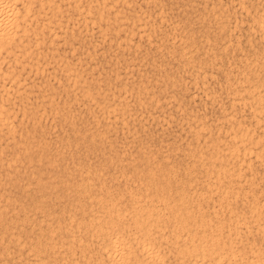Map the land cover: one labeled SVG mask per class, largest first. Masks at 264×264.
Here are the masks:
<instances>
[{
	"label": "rangeland",
	"instance_id": "obj_1",
	"mask_svg": "<svg viewBox=\"0 0 264 264\" xmlns=\"http://www.w3.org/2000/svg\"><path fill=\"white\" fill-rule=\"evenodd\" d=\"M82 1H85V0H81V1L80 0H66V1L55 0V5H57V6H55L54 8H51V7H47L46 5H43L42 7H45L43 9H42V7L36 8L37 5L32 4L30 7V11L28 13V15H29L28 19H30V21L27 20L23 24V27L25 28V30L22 32L20 29V32L17 31L16 32L17 35L15 34L16 38H15L13 45L11 46V49H13L12 51L13 52L15 51L14 52L15 55H13V52H9V51L4 52V53L0 52V54H1L0 55V57H1L0 58V64H1L0 65V77H1L0 78V82H1L0 83V89H1L0 90V102H1L0 104L2 105V109L4 110V113H5V110H7L6 114H4L7 116V117L5 116L4 121L8 122L9 124L13 122L12 124H10L12 129L9 130L6 127V125L3 124L4 123L3 119L0 120V194H1V196H0V215H1L0 216V225L5 219V222L2 223L3 228H2V226H0V228H2L0 230V260H1L0 264H1V262H2V264H5V263L6 264H19V263L20 264H32V263H34L33 260L37 259V257H41L42 259L37 261L35 264H53V263L54 264H58V263L59 264H81V263L82 264H93V263L96 264L97 262H98L97 264H107L106 256L104 254H102V252H100V250H98L99 248L97 246V242L95 241V240H97V238H96L97 235L94 233H91V229H90L89 225L86 226L87 227L86 228L87 230L85 229L86 232H84L85 230L83 231V229L78 230L79 232L81 231L80 233L78 231H76V227H73V226H72V230H70L68 227L62 228V226L64 224H65V226H68L69 222L71 224H74L75 223L74 221L77 218H80L81 216L85 217L87 210L86 211L84 210L82 212L81 209L78 208L79 207L78 197L81 199L82 195L84 196L85 194L91 192L93 189L96 190V188H99L100 186L98 184H96V182L99 183L101 181H104V183L106 185H108L110 183H113L116 185V182H117V184H118L117 187L119 188L118 191L123 190L122 191L123 194L119 196L120 197L119 199L121 202L120 205H124L121 207H123L126 212H127L126 209H129L128 194H130V193L127 192L128 189H129V191L136 193V195H135V193H134V195H135L137 200L140 199V201H141V198L145 197L142 200L143 203L146 202V200L148 201V199H151L154 204L158 205L157 208L160 209V211H158V214H159V212H160V214L162 213L161 209L163 208V213H165V214L163 215V213H162V217L163 218L165 217V218L163 219L160 216L159 222L157 224L158 229H157L156 225H154V226L150 225V227L152 229L149 227L150 230H152V231H150L151 233L152 232L155 233L157 231V233L155 234L156 236H158L157 239H159L160 238L159 236L162 235L164 232L165 233L163 234L164 236L162 235V238L164 237L167 240L169 237H171L167 240V242L164 238L163 239L160 238L161 243H160L159 247L161 249L158 248V250L159 249L161 250V252H162L161 256L164 259V261H162V259H161V261H162L161 264H165V263L166 264H175V263L177 264L178 263L177 255L175 254V252L173 255L174 250H173L172 246L175 244L174 242H176V241H177L176 243L179 244V242L181 241L180 237L184 236V233H185V231L183 232L184 229H181L182 230L181 231L180 228L177 227V224H178V222L182 216V215H180V213L182 214V212H183V211L180 212L181 208H183L185 206H187V209H189L188 213L191 210V213H189V214H191V215L194 214V217H197L199 213L206 216L205 217L206 221L202 225V227L204 226L203 228H205V231H207L206 233H208L209 230L211 231L212 229H215V226H216L217 229L221 230L223 235H224L225 233H227L228 226H232L235 224V221H233L232 219L229 218L230 214H232V215L238 214L240 217L246 215L247 225L244 222H242V220H239L236 223V225H238L237 230L239 228L240 232H238L236 234V236L233 237V239L236 238L235 240H231L233 243V246L239 248L240 250L241 249L246 250L245 246L247 245V242H248V244L255 245L257 248L264 249V236H262L264 234V229L256 227V224L258 223V221L264 224V214H263L264 213V154H263L264 153V147H263V152H261V154H260V157H258V156L255 157L254 152H251V154H250V152H247L245 154L241 153V156L245 157V159L248 160V163L247 162L245 163L242 161L241 162L234 161L235 157H233V159L227 157L229 155L227 152H225V155L224 154L221 155L220 154V147L217 150V153H218L217 158H215V159L212 158V161H213L212 164L214 166L207 164V162L209 160L206 158L209 156L211 148L214 145L220 146L219 144H222L227 139L226 134L228 133L230 120H231V122L232 121H236V122L239 121L244 126L247 125L246 127L251 131L252 135L254 134V136H258L260 139V143H262L264 146V133L262 131V130H264L263 129L264 122L262 123L260 121L257 122L256 120H254V118L250 114V109L247 106H245L244 103H241V102L239 103V101L231 100L233 93L228 88V87H230V89H231L233 86L238 87L239 84L243 83L242 81L238 82L235 79H237V77L240 76V74H241V73L239 74L240 70H242V71L245 70V66L248 65V63H250V64L248 65L249 67L248 66L247 67L251 68L250 66H251L252 62L253 63L256 62V64L253 67L259 69V70H257L259 73H257V71H256L257 75L258 74L260 75V73H262V70H264V36L262 35L263 32L259 29L248 28V24L250 23V21H248V17H250V14L246 13L247 10H249V12L251 10V13H252L253 9H257V8L258 9H264V4H263L264 0H247L248 4H247V1L244 0L245 2H244L243 6L238 4V0H231V1L225 0V1H227V3L224 0H216L215 2L213 0H195V2H193V0H158V1L155 0V2H152L151 0H124V1L120 0V1H118L119 3L118 2L116 3L115 7H114V5L112 7L111 4L110 5L109 4L104 5V7L102 8V13H103L104 17L100 21H99V19L94 20V18L92 16H94V14H95L94 10H95L97 4L101 3V2H99V0H97L98 2L96 0H94V1L93 0H91V1L86 0L85 2L87 3V1H88V4H89V5H86V3H82ZM92 1L95 3H93ZM210 1H211V3H210ZM221 1L225 2L224 3L225 5L223 4V8L225 9V7H226V11H227L226 13L227 14L230 13L231 15L233 14V16H234L233 17L229 14L231 16V18L233 17V19L230 21V23H229L230 16H228L226 18V22H228L227 27H229L227 29V31L229 30L227 32L228 33L227 39L229 40V44L227 45V47H225L227 50L226 54H225L226 50L224 47L222 48L224 50H222L221 48L216 49V47H215V44L217 47L221 45V44H219L221 42V40L220 39L218 40L219 32L216 30V28H215L216 23L214 22L216 17H218V16L213 15L212 5H213V3L220 4ZM66 2H67V4H66ZM124 2H126V4ZM127 2H129V3H127ZM228 2L231 3L232 5L229 4ZM254 2L255 3L257 2L255 4V7L253 6ZM208 3H210V4H208ZM120 4L122 6H120ZM157 4H159V5H157ZM70 5H72V6H70ZM85 5L90 7V9L88 11H85V9H84L86 7ZM91 5H94V6H91ZM75 6H77L79 8V10L81 11L80 13H78V11L74 9ZM228 6H229V8L231 7V9L234 12L231 9L229 10V8L227 9ZM37 7H39V6H37ZM117 7L119 9H117ZM244 7H247L248 9L244 8ZM32 8H33V10H32ZM207 8H208V10H206ZM36 9H38V10H36ZM49 9L51 11H49ZM62 10H64V12ZM116 10H117V12H116ZM109 11H111V12H109ZM118 11H120V12H118ZM122 11H123L124 15H123ZM133 11H136V12H133ZM204 11L206 13H204ZM39 12H42V13H39ZM53 12L55 13V15H53L54 14ZM89 12H91V13H89ZM207 12H210V13H207ZM44 13L47 15H44ZM50 13H51V15H50ZM69 13H71V14H69ZM118 13H121V14L119 15ZM137 13H139V14H137ZM201 13H204V14H201ZM58 14H60V16ZM82 14L87 16V17H84ZM89 14H90V16H89ZM151 14L154 16H152ZM205 14H207V15L205 16ZM70 15H71V17H70ZM79 15H80V17H78ZM210 15H211V17H210ZM42 16H44V17H42ZM67 16H69V17H67ZM123 16L127 17V19L125 17L123 18ZM147 16H150V17H147ZM59 17H61V18H59ZM200 17L202 18L201 22H199L201 19ZM34 18H35V20H34ZM74 18H76V19H74ZM205 18H206V21H205ZM207 19H209L210 22L207 21ZM46 20H48V21H46ZM148 20H150V21H148ZM180 20L181 21L184 20V21L181 22ZM97 21L100 22V24H98ZM211 21H212V23H211ZM233 21H235V22H233ZM138 22H141V25L140 24L138 25ZM202 22L204 23V25ZM151 23H152V25H151ZM183 23H184V25H183ZM185 23H188V24H185ZM206 23H207V26H206ZM155 24H157V26ZM27 25L30 29H28V27H26ZM46 25L49 28H47ZM96 25H99V26H96ZM100 25L102 26L101 29H100ZM121 25H122V27H121ZM191 25L194 28H191ZM201 25H202L203 29L200 28ZM204 26H205V28H204ZM212 26H214V29ZM38 27H39V29H38ZM103 27H104V31L102 32ZM21 28H22V26H21ZM64 28H66V29H64ZM230 28L231 29L233 28L232 31ZM26 29H27V31H26ZM188 29H189V31H187ZM206 29H207V31L205 32ZM192 30H193V32H192ZM250 30H251V32H249ZM54 31H56L57 33ZM186 31L188 32L187 36H186ZM209 32H211V34ZM216 32H218L217 33L218 35L216 34ZM106 33H107V35H106ZM212 33H214L213 34L214 37L211 36ZM50 34H51V36H50ZM123 34H124V36H123ZM146 34H147V36H146ZM190 34H192L194 41H195V39H197L195 41V43H194ZM206 34L211 36L212 39L209 37L210 40H214L216 38L215 41L210 42L213 44L211 45L212 47L209 48L208 50L212 49L214 52H216L215 54L217 56L214 54V56H212V58L209 61L204 60V62H202V63H205L206 65L209 64V65L206 66L204 64V66H203V64L200 63L199 61H202V59L204 58V56L206 54L205 51H207V50H205V48L207 49V46H206L207 43L205 42L206 40H205V38H202L203 35L207 36ZM260 34H261V36H260ZM18 36H19V38H18ZM215 36H218V37H215ZM40 37H42V38L40 39ZM35 38H38V40H35ZM161 38H162V40H161ZM16 39H18V41ZM217 40H218V43H217ZM232 40H234V41H232ZM22 42H24V43H22ZM182 42H183V44H182ZM191 42L194 44L190 45ZM19 43L21 45H23V48H26L28 50L22 51L23 48H22V46H19ZM202 43H203V45H202ZM235 43H237V46ZM184 44H185V46H183ZM15 45L17 47H14ZM162 45H164L165 47ZM181 46H182V48H181ZM214 47H215V49H214ZM231 47H232V49H231ZM176 48H177V50L181 49V51L182 50L185 51V54L183 53V56H179ZM229 48H230V51H229ZM15 49H17V50H15ZM186 49H188V50H186ZM18 51L20 52V54H18ZM203 51H204V53H203ZM222 51H223V53H222ZM169 52H171L172 54H170ZM174 52L175 53L177 52V53L173 54ZM219 52H220V54H219ZM41 55H44V56H41ZM10 56H11V58H9ZM34 56H36V57H34ZM173 56L174 57L178 56L179 58L178 57L174 58ZM187 56H188L187 59L189 60V62L184 63L183 62L184 57L186 58ZM189 56H190V58H189ZM3 57L5 60H3ZM200 57H201V59H200ZM6 60H7V63H6ZM21 60H24V61H21ZM179 61L181 63H179ZM22 62H24V63H22ZM215 62H216V64H215ZM219 62H220V64H222V63L223 64L219 65ZM61 64H62V66H61ZM63 65L68 68V72L71 73L70 75L69 74L67 75L68 72L67 71H66L67 73L65 72ZM198 65H199V67H198ZM38 66H40V68ZM200 66H202L204 68L201 67V69H200ZM34 67L36 70L34 69ZM189 67L191 68V70ZM197 68H199V69H197ZM218 68H221V70ZM212 70H213V72H211ZM208 71H209V73H208ZM225 71L227 72V74ZM237 71H238V73H237ZM188 74L191 77H189ZM212 74H213V76H212ZM73 75H74V77H73ZM202 75H204V76H202ZM192 76H193V78H192ZM232 76H234V77L230 78ZM127 77H128V79L129 78L130 79L128 80ZM72 78H73V80H71ZM183 78H185V79H183ZM257 78H258V76H256V79ZM9 79H10V81H9ZM20 79H22V80L20 81ZM139 80H140V82H139ZM171 80H175L176 83H174L173 85H170L168 82ZM72 81H73V83H72ZM130 81H131V83H128ZM196 81H199V82H196ZM235 81H236V83H235ZM3 82H5V83H3ZM15 82H16V84H15ZM118 82H119V85H118ZM120 82H121V84H120ZM124 82H126L128 86ZM137 82L139 83L140 87L138 86ZM134 83L136 85H134ZM79 84L84 85L85 87L87 86L88 91H90V93H91V96L94 97L93 100L91 99L93 97L88 96L89 97L88 98L87 95H85V93L83 91L82 92L84 94L81 92L82 89L78 88ZM115 84H116V88H115ZM129 84H131V85H129ZM132 84H133V89H131ZM243 84H245V83H243ZM89 86H91V87H89ZM119 86L121 87V89L119 88ZM136 86L138 87V90H137V88H135ZM146 86H147V88H146ZM126 87H128L127 90H126ZM207 87L210 89H208ZM2 88L6 92L3 91ZM224 88H227V89L225 90ZM162 89L165 92H163ZM204 89H206L207 91H204ZM128 90H129V92H128ZM132 90H136V91H134L136 93L140 92L141 93V94L139 93L140 96H138V94H136V93L134 95L133 94L134 92ZM158 90H160V91H158ZM10 91H11V93H10ZM182 91H183V93H181ZM227 91H228V93H227ZM4 93L6 95H3ZM22 93H24V94L22 95ZM122 93H123L124 97H123ZM164 93H165V95H164ZM206 93L207 94L209 93V94L207 95ZM81 94H82V96H81ZM104 94H106V98L104 99V103L106 101H108L107 103H109L112 106V107L110 106L111 108L109 109V112H107L108 109H105V112H104V109L101 110V108L98 106L100 104V101L102 100V97ZM132 94L134 96H132ZM17 95L19 97H17ZM167 95H169V96H167ZM125 96L127 98H125ZM165 96H167V99L165 98ZM170 96H172V97H170ZM3 97H4V100H3ZM96 97L98 99H96ZM157 97L160 99H158ZM140 99H142V100H140ZM124 101H127V102H124ZM137 101L139 102V104L141 106L137 103ZM145 101L148 102L150 104V106H152V107H150L149 104L146 105ZM153 101H154V103H153ZM157 101H158V103H157ZM93 102H94V104H93ZM227 102L229 103V105L227 104ZM121 103H122V106H121ZM124 104H127V105H124ZM128 104H129V106H128ZM160 104L162 105V107ZM3 105H4L5 109H4ZM153 105H155V106H153ZM159 107H161V108H159ZM114 108L117 110H115ZM159 109H161L160 112H159ZM102 112H104V113H102ZM12 114H14V115H12ZM31 114H33V115H31ZM114 114H116V115H114ZM190 114H192V115H190ZM225 116L228 117V119L225 118ZM251 117H252V119H251ZM111 118H113V119H111ZM122 118L124 121H122ZM194 120H196V121L194 122ZM106 121H107V123H106ZM104 122L106 123L105 125L103 124ZM201 122H202L203 126H202V128H200L198 130L200 132H197L196 136H194L192 130L194 129V127H196L197 123H201ZM109 123L111 125H109ZM103 125L106 126V128H104ZM219 125L222 127H220ZM69 129H72V130H69ZM97 129H99V130H97ZM101 130H103V132H105L106 137L104 134V138L102 139L103 141L101 140V141L95 142L96 144L100 143L101 149H100V147H97L98 144L96 146L95 143L94 144H88V146L91 145L92 147L90 146L91 148L87 147L88 149H86L85 148L86 144H84V145L82 144L83 143L82 137L87 136L91 132L96 133V131L98 132ZM82 132H84V133H82ZM207 132H208V134L206 135ZM216 136H217V139H216ZM80 137H81V140L79 142ZM190 137L193 138L192 141L190 140ZM205 137H207V138H205ZM106 139H107V141H106ZM17 140H19V141L23 140V142L22 141L19 142ZM204 141H206V142H204ZM207 141H208V143H207ZM38 142H39V144H38ZM126 142L128 143V145ZM134 142H135V144H134ZM31 143L33 145H31ZM79 143H80L81 147H79ZM101 143H103L105 146ZM189 143L191 144V146ZM74 144H76V145H74ZM174 144H175V146H174ZM70 145L71 146L73 145L72 146L73 149H76V150H72V147H70ZM142 145H143V147H142ZM148 145H149V147H148ZM67 146H68V148H66ZM82 146H83V148H82ZM171 146H173L175 148L173 149V147H171ZM205 146H206V148H205ZM15 147H16V149H15ZM11 148H13V149H11ZM69 148H70V150H69ZM92 148L95 149V151ZM97 148L100 150H98ZM141 148H142V150H140ZM156 148H158V149H156ZM79 149H81V150H79ZM121 149L124 150V152ZM133 149L134 150L137 149L138 151L140 150V152L135 150V152L137 151L136 152L137 155H136ZM175 149H177V151ZM90 150H92V151H90ZM101 150H103L104 152L106 151V152L104 153ZM120 150H121V152H120ZM126 150H127V152H126ZM150 150H151V152H150ZM162 150H164V151H162ZM207 150H209V151H207ZM84 151H86V153ZM128 151H130V152L128 153ZM148 151H149V153H148ZM168 151H170V152H168ZM92 152H93V154H89ZM115 152L118 153L119 155L114 154ZM156 152L161 157L163 154V157L162 158L159 157L156 154ZM12 153L14 155H12ZM69 153H72V154H69ZM110 153H111V155H110ZM126 153H128V154H126ZM150 153H151V155H150ZM194 153H195V156H194ZM97 154L102 155L103 160H101L102 157L100 155L98 156ZM42 155H46V156L44 157ZM87 155H89V156H87ZM191 155L194 157V159H192L193 157ZM39 156H42L43 159H42V157H39ZM85 156H87L88 159ZM153 156H155V157L157 156L156 157L157 159L155 157L153 158ZM74 157L76 160L74 159ZM80 157H82V158L80 159ZM124 157L126 158V161H127L126 162L124 160V162H123V164H125V167H126L125 170H127L128 164H130V166H131V168H130V166L128 167L129 171L130 170L133 171V169L136 167L138 169H140V167L142 166V168H143V165L150 163V162L154 163L155 159L158 160L155 162L157 164L156 165L157 167L155 166L156 168L154 169V171H152L154 173V176L152 177V182H151L152 184L149 183L150 187L148 184V188L147 189H146V187L144 188L143 183L147 182V178H143V179L141 178L142 180H144L143 182H142V180H140L141 184L143 186L142 189H140V187H139L140 182L138 181L136 183L137 180L135 182L134 181L131 182L130 179H127L126 183L123 184L124 181L121 179V177L118 176V173H116L118 171L115 170L118 167V165L114 168V166L112 164H110L113 166L112 167L113 169L112 168L108 169L110 167L109 163H111V161L113 159H116V160L118 158L124 159ZM137 157L138 158L140 157V158L138 159ZM141 157H143L142 159H145V157H146L147 160L146 159L145 160L147 162L145 160H141ZM195 157H196V159H195ZM12 158H14V159L12 160ZM16 158H17V160H15ZM47 158L50 160L47 161ZM72 158L74 161L72 160ZM133 158H135V159H133ZM249 158H251V159H249ZM63 159H66L68 161L63 160ZM159 159H163L165 165L163 164L162 160L159 161ZM220 159H221V161H220ZM4 160L7 161L6 164H8V165L4 164V162H5ZM79 160H80V162H79ZM84 160H88V161H84ZM107 160H109V161H107ZM138 160H139V162H138ZM140 160H141V163L143 165L142 164L140 165ZM199 160L201 162H199ZM77 161H78V164H77ZM132 161H134V162H132ZM136 161L138 163H136ZM157 162H159V163H157ZM193 162H194V164H191ZM90 163H93V164H90ZM224 163L227 164L228 166L234 165V167H232V168H235V169L239 168V170H237V173H233L231 175H228L225 178L223 176H221V178H220V180H222V181H228L229 183L225 182V183H228V190H233V191L235 190V193H236V195L234 194L233 197L228 196L230 198H228L227 203H225L226 202V196L222 198L219 195L218 191L215 189V186L212 185L211 180L214 181L216 178H214V180L211 179L210 183L208 182V179L210 178V176L208 175L209 172L207 171L210 168L219 167L218 164L224 165ZM104 164L106 166H104ZM131 164L133 165V167ZM162 164L164 165V167H162ZM171 164H172V166H171ZM12 165H15L16 169H14V167H10ZM17 165H19V166H17ZM66 165L68 168H66ZM82 165L85 166V168ZM135 165H136V167H135ZM249 165H250V167H249ZM71 166H74V168ZM80 166L82 168H80ZM173 166L176 168H174ZM75 167H77V169ZM89 167H91V168H89ZM185 167H186V170H185ZM87 168H88L89 172H87V170L85 171V169H87ZM95 168L96 169L98 168V170H96ZM164 168H166V169H164ZM167 168H169L171 171L169 173L174 175V176H172L168 173L169 169H167ZM171 168H172V170H175L176 172L175 171L172 172ZM226 168H228V167H226ZM107 169H108V171H107ZM2 170H4V172ZM9 170H11V173ZM110 170H112V172ZM178 170H180V171H178ZM76 171L77 172L81 171L82 175H80L79 172L77 173ZM91 171H92V173H90ZM114 171H116V172H114ZM132 171H130L129 173L131 174ZM161 171H162V173H161ZM166 171H167V173H166ZM228 171L230 172L231 170L229 169ZM95 172H97V174L100 175V176H98V178H96L97 180L93 179V178H90L89 181L84 180V182H88L87 185H89L88 188L90 190L88 189L89 191L88 190L81 191L80 189H81L82 184L80 186V184L78 183L79 182L78 178L80 176L86 178L87 177L86 174L88 175V177H89V175L92 176L93 173H95ZM103 172L105 175L103 174ZM185 172H187V174H185ZM1 173H3V175ZM16 173H17V175H16ZM88 173H90V174H88ZM110 173H111V176H110ZM112 173L113 174L116 173V174L113 175ZM74 175H76V177H74ZM83 175H85V176H83ZM51 176H55V177L51 178ZM113 176H115L114 178H116V176H117V178L114 179V178H112ZM160 176H161L162 180H161ZM165 176L166 177L170 176V178H166ZM195 176H196V178H195ZM34 177H35V179L33 180ZM105 177H108V178L106 179ZM171 177H172V180H171ZM185 177H189V180ZM204 177H205V179H204ZM20 178L21 179L23 178V179L21 180ZM31 178H32V180H31ZM99 178H102V179L100 180ZM179 178H182V179H179ZM244 178H245V180H244ZM11 179H13V180H11ZM185 179H187L188 181ZM154 180H156L155 181L156 183L153 182ZM180 180H181V183L179 182ZM32 181L34 184L32 183ZM92 181H94V182H92ZM161 181H162V183H161ZM4 182H5V186H4ZM18 182H19V184H18ZM61 182H63L62 184H64V185H62ZM182 182H184V183H182ZM185 182L187 183L186 186H185ZM188 182H189V184H188ZM190 182L191 183L194 182V183L190 184ZM70 183H71V185H69ZM75 183L79 184L80 187L79 188L76 187L78 185H76ZM90 183L92 184L91 185L92 187H93V183H94V188H92L90 186ZM153 183L155 184V187L153 186L154 185ZM179 183L183 186L182 188H181V185ZM216 183H218V181ZM252 184H254V186ZM65 185L67 186L66 190H65ZM96 185L98 187H96ZM119 185H120L121 189H120ZM121 185H123V186H121ZM130 185H132L133 187H131ZM29 186H30V188H28ZM51 186H52V189H50ZM164 186H165V188H164ZM175 186H176V188L179 187V189L177 188L178 189L177 190L175 188ZM184 186H185V189H183ZM208 186L211 189L210 191H208V189H209ZM33 187H34V189H33ZM77 188L80 190V192H78ZM145 189L146 190L149 189L150 191L147 192ZM171 189H173V190H171ZM180 189H181V191L184 190V191H182L183 193L181 191L177 192ZM28 190L29 191L31 190V191L29 192ZM167 190H169V192L171 194L170 196L168 195L169 192ZM237 190H238V192H236ZM60 191L62 194L60 193ZM99 191L102 194L101 196L103 198H105L104 195H106V194L103 192V190H99ZM155 191L158 194L156 193V195H155ZM159 191L161 193H163L164 195L166 194L167 200L170 202L169 203L167 201L168 206H171L172 211L174 210L175 213L177 212V217H179V215H180L179 219L177 217H176V219L172 218L167 214V210L170 207H168V208L167 207L164 208V206L159 207L160 205H163L160 201L158 202L156 200V197H158L157 195L161 194ZM174 191H175V193H174ZM212 191H214V192H212ZM216 191H217V193H216ZM35 192H36V194H35ZM137 192H139L140 194ZM211 192H212V194H211ZM27 193H29V196ZM66 193L68 194V196ZM78 193L80 194V196ZM176 193H178L179 196ZM201 193H203V195ZM48 194L50 195V198H49ZM59 194L63 195V196H60ZM208 194H209V196H208ZM36 195L38 198H36ZM217 195H219V196L216 197ZM27 196L30 200L29 199L27 200ZM175 196H177L176 198H178V199H181L182 197L181 198H179V197L183 196V198H182L184 201V202L182 201L184 204L183 207L181 206L182 205L181 201L175 200V203L181 207V208L180 207L177 208L178 206L174 203V201H172L173 198L176 199ZM219 197H220V199H219ZM39 199H41V200H39ZM144 199H145V201H144ZM22 200H23V202H22ZM37 200H39V201H37ZM104 200H106V199H104ZM75 201H76V203H75ZM176 201H178L181 205H179V203H177ZM205 201H207V202H205ZM24 202H26V203L24 204ZM187 202H191L192 204L187 203ZM186 203L188 205L190 204V206L192 208H190V206H188ZM228 203H229V205L230 204L231 205L229 206ZM251 203L255 205V208H257V213L259 214V218L254 220L252 223L249 222V223H251V224H249L247 222L249 219H248V215L246 212H247V208H249L252 205ZM27 204H28V206H27ZM197 204H200V205L198 206ZM43 205L45 208L43 207ZM175 205H176V207H175ZM223 205H224V207H223ZM71 206H72V208H71ZM75 206H76V208H74ZM193 206L196 207L195 208L196 211H195ZM219 206H220V208H219ZM21 207H22V209H21ZM221 207H223V208H221ZM232 208H233V212L231 211V213H230L228 209H232ZM192 209L195 211V213L197 212V214H195ZM217 209L220 212L219 213L217 211L219 216L217 215V212H216ZM261 209H262V211H261ZM26 210L28 211V213ZM63 210L65 213L63 212ZM105 210H106V208H105ZM178 210H179V213H178ZM213 210L216 213V215L214 214ZM29 211H31L30 214H29ZM40 211H41V213H40ZM58 212H59V214H58ZM126 212H125V214H126ZM238 212H240L241 214ZM94 213L96 215L99 214V216H101V217L98 216L96 219H94L93 220L94 222H96V221L97 222L98 221L104 222V218L106 217L104 212L101 213V212L96 211ZM63 214H65V215H63ZM68 214H70V215L74 214L73 216H75V217H74L73 222H71L70 219H67ZM27 215H28V217H27ZM38 215H41V217L39 216L40 219H39ZM29 216H32V217H29ZM217 216H218V218H217ZM26 219H27V222H26ZM28 219H31V220H28ZM35 219H36V221H35ZM41 219H43V220L41 221ZM163 220H165V221L163 222ZM20 221H22V222H20ZM31 221H33V222H31ZM222 221H223V223H222ZM7 222H8V224H7ZM28 222H30L32 225ZM50 222H51V226H52L51 228L53 229V230H51L52 232H49V230H48V227H50V225H48V224H50ZM4 223H5V226H4ZM218 223H221V224L218 225ZM240 223H242V224H240ZM34 224H35V226H34ZM160 224H161V226H160ZM163 224L165 226H163ZM11 226H13V228ZM28 226H29V228H31V231L28 228ZM132 226L133 225L129 226L131 228H127V227L124 228L125 229L124 233H128L127 232L128 229L133 230ZM209 226L212 228H210ZM4 227H6L7 229ZM153 227H155V228H153ZM161 227L163 228V231H164L163 233L161 231L162 230ZM165 227L168 229H165ZM241 227H242V229H240ZM248 227H250V228H248ZM8 228H9V232L11 230V233H9V232L5 233L6 231H8ZM37 228L39 231L37 230ZM255 228H257V230H255ZM153 229H156V230H153ZM224 230H225V232H224ZM242 230H244V231L242 232ZM2 231H4V232H2ZM33 231H34V234L32 233ZM59 231H60V233H58ZM82 231L84 232V234L86 233L85 237L83 236L84 234ZM262 231H263V233H262ZM18 232H20V233H18ZM70 232L75 233V234L71 235ZM31 234H33L32 237H31ZM91 234L93 237L90 236ZM138 234H140V233H138ZM179 234H180V237H179ZM238 234L241 236V238ZM44 235H45V237H43ZM173 235H175V236L177 235V238H174ZM237 235H238V237H237ZM34 236H36V237H34ZM67 236L69 238H67ZM81 236H83V237H81ZM130 236L132 237L133 235H130ZM165 236L168 238H166ZM37 238H38V240H37ZM42 238H43V240H42ZM79 238H81V239L86 238V240L85 239L83 240V242H84L83 245H80L79 240H77ZM91 238H92V240H91ZM239 238L241 241L239 240ZM14 239L15 240L17 239L18 241L17 240L15 241ZM174 239L176 241L173 242ZM237 239L239 241H237ZM1 240H2V242H1ZM67 240H69V241H67ZM7 241H9V243ZM13 241H15V242L13 243ZM33 241H34V243H33V247H32L31 243ZM36 241H38L39 243ZM66 241L68 242L69 246H68V244L65 246ZM70 241H71V243H70ZM85 241L87 244L85 243ZM62 242H65V244ZM50 243H52V244H50ZM92 243H94V244L92 245ZM163 243H165V244H163ZM240 243H242V244H240ZM89 244L91 245L90 248H89ZM131 245L132 246L135 245V242L132 241ZM161 245L163 247H161ZM29 247H31V248H29ZM18 248H19V250L24 251V255H23V251H20V252H22L21 254L18 252L19 251ZM133 248H134V250H136L135 251L136 255H138V257H139V255L141 256L140 252L136 249V247L133 246ZM35 249H37V250H35ZM44 249H45V251H43ZM46 249H47V252H46ZM71 249H72V251H71ZM85 249H87L88 252ZM95 249H96V251H95ZM90 251H91V253H90ZM3 252H5V253L8 252V253L6 255ZM48 252H50V253H48ZM161 252H160V254H161ZM54 253H55V256H54ZM163 253H166V254L164 255ZM48 254H50L51 256ZM167 254H169V255H167ZM52 255H53V258H52ZM82 255H84L85 257ZM166 256H167V258H166ZM173 256H176V257L174 258ZM7 258H9L10 260H8ZM51 258H52V260H51ZM101 258H102V260H101ZM139 258H141V257H139ZM143 258H144V256H143ZM31 259H33V260H31ZM57 259H58V261H57ZM220 259L218 260L219 262L217 264H224L225 261H227V258H225V257H223V259L222 258H220ZM224 259H225V261H224ZM48 260H50L51 262ZM174 261H175V263H174Z\"/></svg>",
	"mask_w": 264,
	"mask_h": 264
},
{
	"label": "bare ground",
	"instance_id": "obj_2",
	"mask_svg": "<svg viewBox=\"0 0 264 264\" xmlns=\"http://www.w3.org/2000/svg\"><path fill=\"white\" fill-rule=\"evenodd\" d=\"M59 1V0H58ZM63 1V0H62ZM64 1H66V0H64ZM81 1V0H80ZM86 1V0H85ZM85 1H82V3H86ZM91 1V0H90ZM94 1V0H93ZM92 1V2H93ZM97 1V0H96ZM118 1H120V0H99V2H101V3H98L97 4V6H96V8H95V10H94V16H92L93 18H94V20L95 19H99V21L100 20H102V18L104 17L103 16V13H102V8L104 7V5H112V7H113V5H114V7L116 6V3L118 2ZM124 1V0H123ZM152 2H155V0L153 1V0H151ZM156 1H158V0H156ZM214 2L216 1V0H213ZM212 1V2H213ZM225 1V0H224ZM231 1V0H230ZM247 1V0H246ZM77 2V1H76ZM98 2V1H97ZM122 2V1H121ZM151 2V3H152ZM193 2H195V0H193ZM219 2V1H218ZM226 3H227V1H225ZM225 2H220V4H218V3H213V5H212V13H213V15H217L218 17H216V19H215V28H216V30L219 32V37L218 36H215V37H218V40L220 39L221 40V42L219 43V44H221L220 46H216V44H215V47H216V49H218V48H225V47H227V45L229 44V40L227 39V35H228V31H227V29L229 28V27H227V23L228 22H226V18L228 17V16H230L229 14H227L226 12V7H225V9L223 8V4L225 3ZM244 0H238V4L239 5H241V6H243L244 5ZM90 3V2H89ZM93 3H95V2H93ZM119 3V2H118ZM125 4H126V2H124ZM127 3H129V2H127ZM145 3V2H144ZM157 3V2H156ZM210 3H211V1H210ZM210 3H208V4H210ZM229 3V2H228ZM237 3V2H236ZM257 3V2H256ZM255 2H254V4H253V6L255 7V4H256ZM259 3V2H258ZM32 4H36L37 6H39V7H37L36 6V8H40V7H42L43 5H46L47 7H51V8H54L55 6H57V5H55V0H0V52H7V51H9V52H13L12 50L13 49H11V46L13 45V43H14V41H15V34H16V32L18 31V32H20V29H21V31L23 32L24 30H25V28L23 27V24L27 21V20H29L30 21V19H28V13H29V11H30V7H31V5ZM66 4H67V2H66ZM80 4V3H79ZM78 4V5H79ZM155 4V3H154ZM153 4V5H154ZM229 4H231V3H229ZM247 4H248V1H247ZM251 4V3H250ZM264 4V3H263ZM84 5V4H83ZM82 5V6H83ZM86 5H89L88 4V1H87V3H86ZM85 5V6H86ZM157 5H159V4H157ZM225 5V4H224ZM228 5V4H227ZM232 5V4H231ZM235 5V4H234ZM62 6V5H61ZM70 6H72V5H70ZM81 6V7H82ZM91 6H94V5H91ZM118 6V5H117ZM120 6H122L121 4H120ZM131 6V5H130ZM211 6V5H210ZM238 6V5H237ZM249 6V5H248ZM84 7V6H83ZM82 7V8H83ZM160 7V6H159ZM43 8H45V7H42V9ZM62 8V7H61ZM162 8V7H161ZM206 8V7H205ZM229 8V6L227 7V9ZM244 8H247V7H244ZM250 8V7H249ZM252 8V7H251ZM60 9V8H59ZM75 10H77L78 11V13H80L81 11L79 10V8L77 7V6H75V8H74ZM85 11H88L89 9H90V7L89 6H86L85 8ZM117 9H119L118 7H117ZM126 9V8H125ZM158 9V8H157ZM163 9V8H162ZM231 9V7L229 8V10ZM242 9V8H241ZM248 9V8H247ZM32 10H33V8H32ZM36 10H38V9H36ZM46 10V9H45ZM114 10V9H113ZM150 10V9H149ZM203 10V9H202ZM206 10H208V8L206 9ZM210 10V9H209ZM228 10V11H229ZM232 10V9H231ZM42 11V10H41ZM49 11H51L50 9H49ZM54 11V10H53ZM63 12H64V10H62ZM104 11V10H103ZM156 11V10H155ZM233 11V10H232ZM241 11V10H240ZM36 12V11H35ZM34 12V13H35ZM43 12V11H42ZM42 12H39V13H42ZM109 12H111V11H109ZM116 12H117V10H116ZM118 12H120V11H118ZM125 12V11H124ZM133 12H136V11H133ZM141 12V11H140ZM146 12V11H145ZM144 12V13H145ZM234 12V11H233ZM236 12V11H235ZM242 12V11H241ZM49 13V12H48ZM54 13V12H53ZM83 13V12H82ZM86 13V12H85ZM89 13H91V12H89ZM122 13H123V11H122ZM156 13V12H155ZM204 13H206L205 11H204ZM204 13H201V14H204ZM207 13H210V12H207ZM246 13L247 14H250V17H248V21H250V23L248 24V28H255V29H259V30H261L263 33H262V35L264 36V9H253V11H252V13H251V10H250V12H249V10H247L246 11ZM69 14H71V13H69ZM93 14V13H92ZM119 15L121 14V13H118ZM137 14H139V13H137ZM165 14V13H164ZM31 15V14H30ZM44 15H47V14H45L44 13ZM49 15V14H48ZM50 15H51V13H50ZM53 15H55V13L53 14ZM59 16H60V14H58ZM57 15V16H58ZM73 15V14H72ZM83 15V14H82ZM116 15V14H115ZM123 15H124V13H123ZM152 15V14H151ZM160 15V14H159ZM196 15V14H195ZM207 14H205V16H206ZM212 15V14H211ZM211 15H210V17H211ZM245 15V14H244ZM84 17H87V16H85V15H83ZM89 16H90V14H89ZM109 16V15H108ZM138 16V15H137ZM146 16V15H145ZM152 16H154V15H152ZM203 16V15H202ZM209 16V15H208ZM231 16H233V14L231 15ZM231 16H230V18H229V23H230V21L233 19V17L231 18ZM42 17H44V16H42ZM63 17V16H62ZM67 17H69V16H67ZM70 17H71V15H70ZM78 17H80V15L78 16ZM125 16H123V18H124ZM147 17H150V16H147ZM237 17V16H236ZM48 18V17H47ZM59 18H61V17H59ZM89 18V17H88ZM120 18V17H119ZM126 19H127V17H125ZM154 18V17H153ZM201 18V17H200ZM209 18V17H208ZM215 18V17H214ZM42 19V18H41ZM74 19H76V18H74ZM78 19V18H77ZM84 19V18H83ZM142 19V18H141ZM159 19V18H158ZM191 19V18H190ZM196 19V18H195ZM34 20H35V18H34ZM39 20V19H38ZM54 20V19H53ZM86 20V19H85ZM91 20V19H90ZM193 20V19H192ZM201 20H202V18L200 19V21L199 22H201ZM213 20V19H212ZM43 21V20H42ZM46 21H48V20H46ZM78 21V20H77ZM82 21V20H81ZM92 21V20H91ZM148 21H150V20H148ZM159 21V20H158ZM181 21V20H180ZM184 21V20H183ZM183 21H181V22H183ZM205 21H206V18H205ZM207 21H209V19H207ZM228 21V20H227ZM239 21V20H238ZM33 22V21H32ZM41 22V21H40ZM50 22V21H49ZM55 22V21H54ZM98 22V21H97ZM142 22V21H141ZM141 22H138V25L140 24L141 25ZM172 22V21H171ZM197 22V21H196ZM210 22V21H209ZM233 22H235V21H233ZM70 23V22H69ZM96 23V22H95ZM103 23V22H102ZM176 23V22H175ZM191 23V22H190ZM203 23V22H202ZM208 23V22H207ZM207 23H206V26H207ZM211 23H212V21H211ZM34 24V23H33ZM41 24V23H40ZM45 24V23H44ZM58 24V23H57ZM64 24V23H63ZM73 24V23H72ZM98 24H100V22H98ZM131 24V23H130ZM185 24H188V23H185ZM195 24V23H194ZM103 25V24H102ZM129 25V24H128ZM148 25V24H147ZM151 25H152V23H151ZM156 26H157V24H155ZM183 25H184V23H183ZM203 25H204V23H203ZM212 25V24H211ZM231 25V24H230ZM21 26H22V28H21ZM33 26V25H32ZM41 26V25H40ZM47 26V25H46ZM50 26V25H49ZM80 26V25H79ZM96 26H99V25H96ZM182 26V25H181ZM26 27H28V25L26 26ZM101 25H100V29H101ZM121 27H122V25H121ZM213 27V29H214V26H212ZM232 27V26H231ZM47 28H49L48 26H47ZM143 28V27H142ZM174 28V27H173ZM191 28H194V27H192V25H191ZM201 29H203L202 28V25H201V27H200ZM204 28H205V26H204ZM235 28V27H234ZM247 28V27H246ZM28 29H30L29 27H28ZM38 29H39V27H38ZM64 29H66V28H64ZM68 29V28H67ZM116 29V28H115ZM114 29V30H115ZM125 29V28H124ZM231 29V28H230ZM233 29V28H232ZM232 29H231V31H232ZM113 30V31H114ZM150 30V29H149ZM181 30V29H180ZM212 30V29H211ZM249 30V29H248ZM26 31H27V29H26ZM66 31V30H65ZM104 31V27L102 28V32ZM135 31V30H134ZM145 31V30H144ZM185 31V30H184ZM187 31H189V29L187 30ZM186 31V36H187V32ZM207 31V29L205 30V32ZM214 31V30H213ZM234 31V30H233ZM247 31V30H246ZM32 32V31H31ZM53 32V31H52ZM54 32H56V31H54ZM100 32V31H99ZM140 32V31H139ZM177 32V31H176ZM180 32V31H179ZM192 32H193V30H192ZM203 32V31H202ZM218 32H216V34L218 33ZM249 32H251V30L249 31ZM248 32V33H249ZM260 32V31H259ZM35 33V32H34ZM48 33V32H47ZM57 33V32H56ZM132 33V32H131ZM210 34H211V32H209ZM230 33V32H229ZM253 33V32H252ZM27 34V33H26ZM65 34V33H64ZM101 34V33H100ZM205 34V33H204ZM214 33H212V35L211 36H213L214 37V35H213ZM251 34V33H250ZM17 35V34H16ZM41 35V34H40ZM106 35H107V33H106ZM191 35V37H192V34H190ZM207 35V34H206ZM218 35V34H217ZM231 35V34H230ZM247 35V34H246ZM249 35V34H248ZM50 36H51V34H50ZM116 36V35H115ZM123 36H124V34H123ZM146 36H147V34H146ZM150 36V35H149ZM182 36V35H181ZM211 36H209V35H207V36H205V35H203V37L202 38H205V42L207 43V49L205 48V50H207V51H205V56H204V58L202 59V61H199L200 63H202V62H204V60L205 61H209L211 58H212V56H214V54L216 53V52H214L212 49H210V50H208L209 48H211L212 46V44L213 43H210L211 41H215L216 40V38L214 39V40H210L209 39V37L211 38ZM260 36H261V34H260ZM65 37V36H64ZM121 37V36H120ZM231 37V36H230ZM248 37V36H247ZM18 38H19V36H18ZM26 38V37H25ZM42 37H40V39H41ZM166 38V37H165ZM173 38V37H172ZM185 38V37H184ZM188 38V37H187ZM201 38V37H200ZM49 39V38H48ZM192 39H193V37H192ZM212 39V38H211ZM230 39V38H229ZM236 39V38H235ZM17 41H18V39H16ZM26 40V39H25ZM24 40V41H25ZM35 40H38V38H35ZM52 40V39H51ZM161 40H162V38H161ZM167 40V39H166ZM197 39H195V41H196ZM210 40V41H209ZM218 40H217V43H218ZM261 40V39H260ZM34 41V40H33ZM150 41V40H149ZM165 41V40H164ZM184 41V40H183ZM193 41H194V39H193ZM195 41H194V43H195ZM203 41V40H202ZM232 41H234V40H232ZM231 41V42H232ZM65 42V41H64ZM70 42V41H69ZM152 42V41H151ZM204 42V41H203ZM230 42V43H231ZM22 43H24V42H22ZM49 43V42H48ZM60 43V42H59ZM174 43V42H173ZM194 43H190V45H192V44H194ZM34 44V43H33ZM32 44V45H33ZM136 44V43H135ZM134 44V45H135ZM164 44V43H163ZM182 44H183V42H182ZM187 44V43H186ZM236 44V46H237V43H235ZM234 44V45H235ZM56 45V44H55ZM58 45V44H57ZM124 45V44H123ZM122 45V46H123ZM174 45V44H173ZM202 45H203V43H202ZM218 45V44H217ZM19 46H22V48H23V45H21L20 43H19ZM121 46V47H122ZM159 46V45H158ZM162 46H164V45H162ZM170 46V45H169ZM177 46V45H176ZM183 46H185V44L183 45ZM188 46V45H187ZM232 46V45H231ZM14 47H17L16 45L14 46ZM32 47V46H31ZM35 47V46H34ZM133 47V46H132ZM136 47V46H135ZM165 47V46H164ZM189 47V46H188ZM187 47V48H188ZM191 47V46H190ZM215 47H214V49H215ZM28 48V47H27ZM171 48V47H170ZM175 48V47H174ZM173 48V49H174ZM181 48H182V46H181ZM186 48V47H185ZM199 48V47H198ZM235 48V47H234ZM233 48V49H234ZM41 49V48H40ZM49 49V48H48ZM166 49V48H165ZM169 49V48H168ZM192 49V48H191ZM231 49H232V47H231ZM242 49V48H241ZM15 50H17V49H15ZM26 50H28V49H26V48H23L22 49V51H26ZM50 50V49H49ZM135 50V49H134ZM172 50V49H171ZM176 50H177V48H176ZM185 50V49H184ZM186 50H188V49H186ZM222 50H224V49H222ZM225 50H226V48H225ZM173 51V50H172ZM178 51V54H179V56H183V53L185 54V51H181V49H178L177 50ZM197 51V50H196ZM195 51V52H196ZM229 51H230V48H229ZM15 52V51H14ZM14 52H13V55H15L14 54ZM33 52V51H32ZM191 52V51H190ZM226 52H227V50L225 51V54H226ZM23 53V52H22ZM37 53V52H36ZM45 53V52H44ZM170 54H172L171 52H169ZM177 53V52H176ZM175 52L173 53V54H176ZM188 53V52H187ZM203 53H204V51H203ZM222 53H223V51H222ZM12 54V53H11ZM18 54H20V52L18 51ZM177 54V55H178ZM219 54H220V52H219ZM228 54V53H227ZM1 55V54H0ZM23 55V54H22ZM38 55V54H37ZM36 55V56H37ZM196 55V54H195ZM203 55V54H202ZM216 55V54H215ZM222 55V54H221ZM253 55V54H252ZM21 56V55H20ZM19 56V57H20ZM30 56V55H29ZM36 56H34V57H36ZM41 56H44V55H41ZM198 56V55H197ZM217 56V55H216ZM261 56V55H260ZM58 57V56H57ZM174 57V56H173ZM178 56H176V57H174V58H177ZM199 57V56H198ZM1 58V57H0ZM9 58H11V56L9 57ZM13 58V57H12ZM27 58V57H26ZM179 58V57H178ZM188 58V56L185 58L184 57V60H183V62L184 63H188L189 62V60L187 59ZM189 58H190V56H189ZM16 59V58H15ZM34 59V58H33ZM194 59V58H193ZM198 59V58H197ZM196 59V60H197ZM200 59H201V57H200ZM215 59V58H214ZM217 59V58H216ZM3 60H5L4 59V57H3ZM18 60V59H17ZM126 60V59H125ZM9 61V60H8ZM13 61V60H12ZM21 61H24V60H21ZM34 61V60H33ZM232 61V60H231ZM36 62V61H35ZM48 62V61H47ZM230 62V61H229ZM5 63V62H4ZM6 63H7V60H6ZM15 63V62H14ZM18 63V62H17ZM22 63H24V62H22ZM31 63V62H30ZM58 63V62H57ZM179 63H181L180 61H179ZM196 63V62H195ZM212 63V62H211ZM9 64V63H8ZM35 64V63H34ZM37 64V63H36ZM63 64V63H62ZM62 64H61V66H62ZM156 64V63H155ZM164 64V63H163ZM191 64V63H190ZM189 64V65H190ZM203 64V66H204V64L205 63H202ZM208 64V63H207ZM215 64H216V62H215ZM223 64V63H222ZM222 64H220V62H219V65H222ZM250 63H248V65H249ZM253 64V65H252ZM252 64H251V68H248L249 66L248 65H246L245 66V70H240V72H239V74H240V76H236L237 77V79H235L236 81H238V82H240V81H242L243 83H245V84H239V86L237 87H235V86H233L231 89H230V87H228L229 88V90H231V92L233 93V95H232V97H231V100H233V101H239V103L241 102V103H244V105L245 106H247L249 109H250V114H251V116L254 118V120H256L257 122H264V70H262V73H260V75L258 74L257 75V73H259L257 70H259L258 68H255V67H253L255 64H256V62L255 63H253L252 62ZM1 65V64H0ZM23 65V64H22ZM33 65V64H32ZM134 65V64H133ZM193 65V64H192ZM200 65V64H199ZM199 65H198V67H199ZM206 65V64H205ZM209 65V64H208ZM208 65H206V66H208ZM42 66V65H41ZM64 66V65H63ZM128 66V65H127ZM179 66V65H178ZM196 66V65H195ZM212 66V65H211ZM224 66V65H223ZM244 66V65H243ZM248 66V67H247ZM20 67V66H19ZM39 68H40V66H38ZM180 67V66H179ZM183 67V66H182ZM201 67L202 66H200V69H201ZM219 67V66H218ZM260 67V66H259ZM11 68V67H10ZM188 68V67H187ZM190 68V67H189ZM196 68V67H195ZM202 68H204V67H202ZM212 68V67H211ZM243 68V67H242ZM34 69H35V67H34ZM64 69H65V72L67 71L68 72V68L66 67V66H64ZM181 69V68H180ZM197 69H199V68H197ZM213 69V68H212ZM218 69H220L221 70V68H218ZM36 70V69H35ZM38 70V69H37ZM187 70V69H186ZM190 70H191V68H190ZM194 70V69H193ZM210 70V69H209ZM232 70V69H231ZM180 71V70H179ZM184 71V70H183ZM189 71V70H188ZM195 71V70H194ZM198 71V70H197ZM227 71V70H226ZM225 71V72H226ZM256 71H257V73H256ZM66 72V73H67ZM190 72V71H189ZM199 72V71H198ZM211 72H213V70L211 71ZM210 72V73H211ZM117 73V72H116ZM177 73V72H176ZM197 73V72H196ZM203 73V72H202ZM206 73V72H205ZM208 73H209V71H208ZM222 73V72H221ZM229 73V72H228ZM237 73H238V71H237ZM3 74V73H2ZM11 74V73H10ZM70 75L71 73H67V75ZM224 74V73H223ZM226 74H227V72H226ZM75 75V74H74ZM74 75H73V77H74ZM157 75V74H156ZM200 75V74H199ZM66 76V75H65ZM171 76V75H170ZM188 76H189V74H188ZM194 76V75H193ZM193 76H192V78H193ZM202 76H204V75H202ZM212 76H213V74H212ZM224 76V75H223ZM228 76V75H227ZM231 76V75H230ZM256 76H258V78L256 79ZM69 77V76H68ZM189 77H191V76H189ZM201 77V76H200ZM234 76H232V77H230V78H233ZM1 78V77H0ZM22 78V77H21ZM152 78V77H151ZM182 78V77H181ZM5 79V78H4ZM11 79V78H10ZM10 79H9V81H10ZM127 79H128V77H127ZM130 79V78H129ZM128 79V80H129ZM183 79H185V78H183ZM204 79V78H203ZM13 80V79H12ZM22 79H20V81H21ZM71 80H73V78L71 79ZM152 80V79H151ZM156 80V79H155ZM182 80V79H181ZM18 81V80H17ZM192 81V80H191ZM190 81V82H191ZM194 81V80H193ZM234 81V80H233ZM232 81V82H233ZM236 81H235V83H236ZM255 81V82H254ZM82 82V81H81ZM80 82V83H81ZM135 82V81H134ZM139 82H140V80H139ZM152 82V81H151ZM179 82V81H178ZM184 82V81H183ZM196 82H199V81H196ZM1 83V82H0ZM3 83H5V82H3ZM7 83V82H6ZM72 83H73V81H72ZM124 83H126V82H124ZM128 83H131V81L130 82H128ZM144 83V82H143ZM170 85H173L174 83H176V81L175 80H171V81H169L168 82ZM182 83V82H181ZM193 83V82H192ZM204 83V82H203ZM224 83V82H223ZM230 83V82H229ZM15 84H16V82H15ZM120 84H121V82H120ZM137 84H138V86H139V83L137 82ZM142 84V83H141ZM140 84V85H141ZM145 84V83H144ZM150 84V83H149ZM221 84V83H220ZM226 84V83H225ZM2 85V84H1ZM24 85V84H23ZM73 85V84H72ZM118 85H119V82H118ZM126 85H127V83H126ZM129 85H131V84H129ZM134 85H136L135 83H134ZM199 85V84H198ZM228 85V84H227ZM17 86V85H16ZM128 86V85H127ZM186 86V85H185ZM232 86V85H231ZM11 87V86H10ZM25 87V86H24ZM76 87V86H75ZM89 87H91V86H89ZM140 87V86H139ZM187 87V86H186ZM185 87V88H186ZM78 88H80V89H82L81 90V92L83 91L84 93H85V95H87V97L88 96H91V93H90V91H88V88H87V86L85 87L84 85H78ZM102 88V87H101ZM115 88H116V84H115ZM119 88L121 89V87L119 86ZM127 88L128 87H126V90H127ZM135 88H137V90H138V87L136 86ZM146 88H147V86H146ZM208 88V87H207ZM3 89V88H2ZM17 89V88H16ZM15 89V90H16ZM72 89V88H71ZM130 89V88H129ZM131 89H133V84H132V88ZM144 89V88H143ZM164 89V88H163ZM163 89H162V91H163ZM171 89V88H170ZM183 89V88H182ZM208 89H210V88H208ZM225 90L227 89V88H224ZM1 90V89H0ZM116 90V89H115ZM167 90V89H166ZM179 90V89H178ZM228 90V91H229ZM3 91H5L4 89H3ZM8 91V90H7ZM19 91V90H18ZM117 91V90H116ZM131 91V90H130ZM133 92L134 91H136V90H132ZM158 91H160V90H158ZM204 91H207L206 89H204ZM228 91H227V93H228ZM6 92V91H5ZM26 92V91H25ZM82 92V93H83ZM128 92H129V90H128ZM163 92H165V91H163ZM170 92V91H169ZM178 92V91H177ZM209 92V91H208ZM10 93H11V91H10ZM83 93V94H84ZM95 93V92H94ZM97 93V92H96ZM105 93V92H104ZM132 93V92H131ZM135 93L136 92H134L133 94L135 95ZM139 93L140 92H137L136 94H138V96H140L139 95ZM154 93V92H153ZM172 93V92H171ZM181 93H183V91L181 92ZM210 93V92H209ZM208 93V94H209ZM212 93V92H211ZM15 94V93H14ZM24 93H22V95H23ZM132 94V96H134ZM141 94V93H140ZM145 94V93H144ZM174 94V93H173ZM207 94V93H206ZM207 94V95H208ZM231 94V93H230ZM3 95H6L5 93L3 94ZM13 95V94H12ZM21 95V94H20ZM50 95V94H49ZM122 95H123V93H122ZM121 95V96H122ZM164 95H165V93H164ZM163 95V96H164ZM181 95V94H180ZM81 96H82V94H81ZM137 96V95H136ZM167 96H169V95H167ZM167 96H165V98L167 99ZM175 96V95H174ZM182 96V95H181ZM17 97H19L18 95H17ZM91 97H93V96H91ZM123 97H124V95H123ZM170 97H172V96H170ZM177 97V96H176ZM215 97V96H214ZM217 97V96H216ZM13 98V97H12ZM89 98V97H88ZM106 98V94H104L103 95V97H102V100L100 101V104L98 105L100 108H101V110H103L104 109V112H105V109H108L107 110V112H109V109L112 107L109 103H107L108 101H106L105 103H104V99ZM117 98V97H116ZM125 98H127L126 96H125ZM148 98V97H147ZM158 98V97H157ZM156 98V99H157ZM8 99V98H7ZM87 99V98H86ZM92 100L94 99V97L93 98H91ZM96 99H98L97 97H96ZM138 99V98H137ZM143 99V98H142ZM142 99H140V100H142ZM158 99H160V98H158ZM170 99V98H169ZM3 100H4V97H3ZM50 100V99H49ZM88 100V99H87ZM184 100V99H183ZM210 100V99H209ZM229 100V99H228ZM8 101V100H7ZM11 101V100H10ZM9 101V102H10ZM89 101V100H88ZM121 101V100H120ZM139 101V100H138ZM137 101V103L139 104V102ZM164 101V100H163ZM179 101V100H178ZM219 101V100H218ZM232 101V102H233ZM46 102V101H45ZM124 102H127V101H124ZM136 102V101H135ZM146 102V101H145ZM182 102V101H181ZM220 102V101H219ZM1 103V102H0ZM48 103V102H47ZM98 103V102H97ZM96 103V104H97ZM112 103V102H111ZM152 103V102H151ZM153 103H154V101H153ZM157 103H158V101H157ZM165 103V102H164ZM167 103V102H166ZM93 104H94V102H93ZM137 104V105H138ZM149 103L148 102H146V105H148ZM168 104V103H167ZM227 104L229 105V103L227 102ZM21 105V104H20ZM29 105V104H28ZM124 105H127V104H124ZM140 105V104H139ZM145 105V104H144ZM161 105V104H160ZM172 105V104H171ZM175 105V104H174ZM231 105V104H230ZM241 105V104H240ZM97 106V105H96ZM111 106V107H110ZM121 106H122V103H121ZM128 106H129V104H128ZM141 106V105H140ZM149 106H150V104H149ZM153 106H155V105H153ZM178 106V105H177ZM187 106V105H186ZM233 106V105H232ZM238 106V105H237ZM3 107H4V105H3ZM143 107V106H142ZM150 107H152V106H150ZM161 107H162V105H161ZM161 107H159V108H161ZM229 107V106H228ZM8 108V107H7ZM25 108V107H24ZM122 108V107H121ZM144 108V107H143ZM147 108V107H146ZM164 108V107H163ZM240 108V107H239ZM4 109H5V107H4ZM115 109V108H114ZM124 109V108H123ZM149 109V108H148ZM147 109V110H148ZM187 109V108H186ZM189 109V108H188ZM228 109V108H227ZM9 110V109H8ZM54 110V109H53ZM115 110H117V109H115ZM129 110V109H128ZM6 111L7 110H5V113H4V110L2 109V105L0 104V120H2L3 119V121H4V118H5V116L6 115H4V114H6ZM121 111V110H120ZM161 111V109H159V112ZM222 111V110H221ZM9 112V111H8ZM104 112H102V113H104ZM158 112V113H159ZM219 112V111H218ZM178 113V112H177ZM194 114V113H193ZM198 114V113H197ZM231 114V113H230ZM12 115H14V114H12ZM31 115H33V114H31ZM104 115V114H103ZM114 115H116V114H114ZM159 115V114H158ZM185 115V114H184ZM190 115H192V114H190ZM225 115V114H224ZM229 115V114H228ZM234 115V114H233ZM29 116V115H28ZM101 116V115H100ZM197 116V115H196ZM7 117V116H6ZM110 117V116H109ZM112 117V116H111ZM191 117V116H190ZM216 117V116H215ZM220 117V116H219ZM232 117V116H231ZM236 117V116H235ZM252 117H251V119H252ZM9 118V117H8ZM7 118V119H8ZM11 118V117H10ZM103 118V117H102ZM108 118V117H107ZM124 118V117H123ZM123 118H122V121H124L123 120ZM179 118V117H178ZM193 118V117H192ZM218 118V117H217ZM222 118V117H221ZM225 118H227L228 119V117H226L225 116ZM104 119V118H103ZM111 119H113V118H111ZM110 119V120H111ZM219 119V118H218ZM226 119V120H227ZM104 121V120H103ZM196 120H194V122H195ZM199 121V120H198ZM201 121V120H200ZM208 121V120H207ZM215 121V120H214ZM241 121V120H240ZM10 122V121H9ZM16 122V121H15ZM101 122V121H100ZM203 122V121H202ZM202 122L201 123H197V125H196V127H194V129L192 130L193 131V134H194V136H196V133L197 132H200V131H198L200 128H202ZM254 122V121H253ZM13 123V122H12ZM12 123H10V124H12ZM97 123V122H96ZM106 123H107V121H106ZM105 122L103 123L104 125L106 124ZM124 123V122H123ZM209 123V122H208ZM215 123V122H214ZM3 124H5L6 125V127L10 130V129H12V127H11V125L8 123V122H6V121H4V123ZM101 124V123H100ZM194 124V123H193ZM15 125V124H14ZM68 125V124H67ZM66 125V126H67ZM103 125V126H104ZM109 125H111L110 123H109ZM222 125V124H221ZM13 126V125H12ZM220 126V125H219ZM247 126V125H246ZM246 126H244L241 122H236V121H232L231 122V120H230V123H229V128H228V133L226 134V137H227V139L222 143V144H219L220 146H218V145H214L212 148H211V151H210V153H209V156L208 157H206L209 161L207 162V164H210V165H212V166H214L212 163H213V161H212V158H217V156H218V153H217V150L219 149V147H220V154L221 155H225V152H227L229 155L227 156V157H229V158H232L233 159V157H235V160L234 161H239V162H247L248 163V160H246L245 159V157H243V156H241V153L243 154H245V153H247V152H250V154H251V152H254V156L255 157H260V154H261V152H263V144L262 143H260V139H259V137L258 136H254V134L252 135V133H251V131L246 127ZM206 127V126H205ZM220 127H222V126H220ZM104 128H106V126H104ZM208 128V127H207ZM5 129V128H4ZM7 129V130H8ZM91 129V128H90ZM103 129V128H102ZM204 129V128H203ZM263 129H264V125H263ZM69 130H72V129H69ZM86 130V129H85ZM84 130V131H85ZM97 130H99V129H97ZM74 131V130H73ZM89 131V130H88ZM107 131V130H106ZM188 131V130H187ZM226 131V130H225ZM263 131V133H264V130H262ZM7 132V131H6ZM87 132V131H86ZM253 132V131H252ZM75 133V132H74ZM82 133H84V132H82ZM187 133V132H186ZM203 133V132H202ZM104 134H105V132H103V130H101V131H96V133H93V132H91V133H89L87 136H83L82 137V144L84 145V144H86L84 147L86 148V149H88L87 147H90V146H88V144H94L95 142H98V141H101L103 138H104ZM208 134V132L206 133V135ZM12 135V134H11ZM86 135V134H85ZM214 135V134H213ZM2 136V135H1ZM15 136V135H14ZM25 137V136H24ZM105 137H106V134H105ZM225 137V138H226ZM197 138V137H196ZM205 138H207V137H205ZM7 139V138H6ZM11 139V138H10ZM23 139V138H22ZM26 139V138H25ZM33 139V138H32ZM192 139L193 138H191L190 137V140L192 141ZM195 139V138H194ZM200 139V138H199ZM214 139V138H213ZM216 139H217V136H216ZM27 140V139H26ZM80 140H81V137L79 138V142H80ZM142 140V139H141ZM17 141H19V140H17ZM23 142V140H20L19 142ZM33 141V140H32ZM103 141V140H102ZM106 141H107V139H106ZM134 141V140H133ZM202 141V140H201ZM210 141V140H209ZM18 142V143H19ZM132 142V141H131ZM141 142V141H140ZM204 142H206V141H204ZM211 142V141H210ZM44 143V142H43ZM127 143V142H126ZM133 143V142H132ZM202 143V142H201ZM207 143H208V141H207ZM206 143V144H207ZM29 144V143H28ZM38 144H39V142H38ZM54 144V143H53ZM78 144V143H77ZM96 144V143H95ZM98 144V143H97ZM97 144H96V146H97ZM101 144H103V143H101ZM134 144H135V142H134ZM133 144V145H134ZM137 144V143H136ZM140 144V143H139ZM190 144V143H189ZM194 144V143H193ZM211 144V143H210ZM31 145H33L32 143H31ZM60 145V144H59ZM74 145H76V144H74ZM104 145V144H103ZM111 145V144H110ZM127 145H128V143H127ZM132 145V146H133ZM141 145V144H140ZM199 145V144H198ZM35 146V145H34ZM38 146V145H37ZM46 146V145H45ZM49 146V145H48ZM69 146V145H68ZM68 146L66 147V148H68ZM73 146V145H72ZM71 145H70V147H72ZM105 146V145H104ZM139 146V145H138ZM174 146H175V144H174ZM190 146H191V144H190ZM201 146V145H200ZM204 146V145H203ZM79 147H81L80 146V143H79ZM92 147V146H91ZM90 147V148H91ZM97 147H100V149H101V145H100V143L98 144V146ZM134 147V146H133ZM141 147V146H140ZM142 147H143V145H142ZM145 147V146H144ZM148 147H149V145H148ZM171 147H173V146H171ZM170 147V148H171ZM20 148V147H19ZM55 148V147H54ZM53 148V149H54ZM77 148V147H76ZM82 148H83V146H82ZM84 148V149H85ZM95 148V147H94ZM105 148V147H104ZM130 148V147H129ZM135 148V147H134ZM139 148V147H138ZM147 148V147H146ZM160 148V147H159ZM165 148V147H164ZM175 147H173V149H174ZM205 148H206V146H205ZM11 149H13V148H11ZM15 149H16V147H15ZM93 149V148H92ZM96 149V148H95ZM95 149H93L94 151H95ZM98 149V148H97ZM100 149H98V150H100ZM124 149V148H123ZM131 149V148H130ZM145 149V148H144ZM148 149V148H147ZM146 149V150H147ZM156 149H158V148H156ZM155 149V150H156ZM172 149V150H173ZM184 149V148H183ZM28 150V149H27ZM66 150V149H65ZM69 150H70V148H69ZM72 150H76V149H73V147H72ZM78 150V149H77ZM79 150H81V149H79ZM104 150V149H103ZM103 150H101V151H103ZM122 150V149H121ZM121 150H120V152H121ZM125 150V149H124ZM124 150H122L123 152H124ZM128 150V149H127ZM127 150H126V152H127ZM134 150V149H133ZM132 150V151H133ZM135 150H137V149H135ZM135 150H134V152H135ZM140 150H142V148L140 149ZM140 150L138 151V152H140ZM167 150V149H166ZM171 150V151H172ZM176 151H177V149H175ZM24 151V150H23ZM87 151V150H86ZM86 151H84L85 153H86ZM90 151H92V150H90ZM117 151V150H116ZM136 151V152H137ZM157 151V150H156ZM161 151V150H160ZM162 151H164V150H162ZM207 151H209V150H207ZM216 151V152H215ZM15 152V151H14ZM20 152V151H19ZM34 152V151H33ZM37 152V151H36ZM77 152V151H76ZM79 152V151H78ZM83 152V153H84ZM88 152V151H87ZM104 152V151H103ZM106 152V151H105ZM104 152V153H105ZM130 151H128V153H129ZM136 152H135V154H136ZM143 152V151H142ZM150 152H151V150H150ZM154 152V151H153ZM152 152V153H153ZM168 152H170V151H168ZM173 152V151H172ZM203 152V151H202ZM50 153V152H49ZM95 153V152H94ZM103 153V154H104ZM128 153H126V154H128ZM148 153H149V151H148ZM174 153V152H173ZM190 153V152H189ZM16 154V153H15ZM33 154V153H32ZM36 154V153H35ZM59 154V153H58ZM69 154H72V153H69ZM79 154V153H78ZM89 154H93V152L92 153H89ZM114 154H118V153H114ZM123 154V153H122ZM146 154V153H145ZM144 154V155H145ZM156 154L158 155V153L156 152ZM162 154V153H161ZM183 154V153H182ZM264 154V153H263ZM12 155H14L13 153H12ZM11 155V156H12ZM57 155V154H56ZM77 155V154H76ZM86 155V154H85ZM98 156L100 155V154H97ZM109 155V154H108ZM110 155H111V153H110ZM119 155V154H118ZM137 155V154H136ZM135 155V156H136ZM150 155H151V153H150ZM10 156V157H11ZM16 156V155H15ZM27 156V155H26ZM38 156V155H37ZM42 156H46V155H42ZM42 156H39V157H42ZM87 156H89V155H87ZM87 156H85L87 159H88V157ZM101 157H102V155H100ZM107 156V155H106ZM115 156V155H114ZM139 156V155H138ZM159 157H161L160 155H158ZM192 156V155H191ZM194 156H195V153H194ZM14 157V156H13ZM19 157V156H18ZM21 157V156H20ZM64 157V156H63ZM83 157V156H82ZM82 157H80V159L82 158ZM132 157V156H131ZM155 156H153V158H154ZM157 157V156H156ZM155 157V158H156ZM162 157H163V154H162ZM161 157V158H162ZM167 157V156H166ZM190 157V156H189ZM193 157V156H192ZM204 157V156H203ZM221 157V156H220ZM250 157V156H249ZM252 157V156H251ZM26 158V157H25ZM78 158V157H77ZM84 158V157H83ZM108 158V157H107ZM115 158V157H114ZM138 158V157H137ZM140 158V157H139ZM138 158V159H139ZM143 157H141V160H145L146 159V157H145V159H142ZM202 158V157H201ZM7 159V158H6ZM14 158H12V160H13ZM22 159V158H21ZM39 159V158H38ZM41 159V158H40ZM42 159H43V157H42ZM41 159V160H42ZM45 159V158H44ZM74 159H75V157H74ZM91 159V158H90ZM105 159V158H104ZM112 159V158H111ZM110 159V160H111ZM128 159V158H127ZM133 159H135V158H133ZM157 159V158H156ZM154 160L155 162L156 161H158V160ZM167 159V158H166ZM192 159H194V157L192 158ZM195 159H196V157H195ZM203 159V158H202ZM249 159H251V158H249ZM15 160H17V158L15 159ZM48 160H50V159H48L47 158V161ZM63 160H66V159H63ZM72 160H73V158H72ZM76 160V159H75ZM101 160H103V157H102V159ZM106 160V159H105ZM104 160V161H105ZM124 160L126 161V158L124 157V159L123 158H118L117 160L116 159H113L112 161H111V163H109V168L108 169H110V168H112L113 166H114V168L118 165V167L115 169L116 171H118V172H116V171H114V172H116V173H118V176L119 177H121V179L124 181V183L123 184H125L126 183V181H127V179H130L131 180V182L132 181H136V183L139 181L140 182V189H142L143 188V186H142V184H141V181L140 180H142L143 178H147V182H144L143 183V185H144V188L146 187V189L148 188V184L150 183V184H152L151 182H152V177L154 176V173L152 172V171H154V169L157 167L156 165V163L154 162V163H147V164H145V165H143L142 163H141V160H140V165L142 164L143 165V168H142V166L140 167V169H138L137 167H136V165H135V167L136 168H134L133 169V171L132 170H130V171H132V173L130 174L129 172V169H128V167L130 166V164H128V166H127V170H125L126 169V167H125V164H123V162H124ZM130 160V159H129ZM147 160V159H146ZM145 160V161H146ZM160 160H162V162H163V164L165 165V163H164V161H163V159H159V161ZM165 160V159H164ZM3 161V160H2ZM5 161V160H4ZM29 161V160H28ZM39 161V160H38ZM66 161H68V160H66ZM74 161V160H73ZM83 161V160H82ZM84 161H88V160H84ZM107 161H109V160H107ZM166 161V160H165ZM192 161V160H191ZM195 161V160H194ZM220 161H221V159H220ZM6 162L7 161H5L4 162V164H6ZM14 162V161H13ZM34 162V161H33ZM79 162H80V160H79ZM127 162V161H126ZM132 162H134V161H132ZM138 162H139V160H138ZM137 161H136V163H138ZM147 162V161H146ZM172 162V161H171ZM199 162H201L200 160H199ZM233 162V161H232ZM9 163V162H8ZM16 163V162H15ZM20 163V162H19ZM18 163V164H19ZM25 163V162H24ZM157 163H159V162H157ZM257 163V162H256ZM260 163V162H259ZM10 164V163H9ZM27 164V163H26ZM45 164V163H44ZM71 164V163H70ZM77 164H78V161H77ZM80 164V163H79ZM86 164V163H85ZM90 164H93V163H90ZM100 164V163H99ZM110 164H112V165H110ZM162 164V167H164V165ZM167 164V163H166ZM179 164V163H178ZM191 164H194V162L193 163H191ZM239 164V163H238ZM250 164V163H249ZM6 165H8V164H6ZM11 165V164H10ZM89 165V164H88ZM132 165V164H131ZM160 165V164H159ZM201 165V164H200ZM219 165V167H215V168H210V169H208L207 171L209 172H207L208 173V175L210 176V178L208 179V182L210 183V180L211 179H213L214 180V178H216L214 181H212L211 180V182H212V185H214L215 186V189L218 191V193H219V195L223 198V197H225L226 196V202L225 203H227L228 202V198H230V197H233L234 196V194L236 195V193H235V190L233 191V190H228V181H222V180H220V178H221V176H223L224 178L226 177V176H228V175H231V174H233V173H237V170H239V168H232V167H234V165H231V166H228L227 164H225L224 163V165H220V164H218ZM217 165V166H218ZM241 165V164H240ZM17 166H19V165H17ZM33 166V165H32ZM38 166V165H37ZM50 166V165H49ZM83 166V165H82ZM104 166H106L105 164H104ZM103 166V167H104ZM108 166V165H107ZM156 166V167H155ZM171 166H172V164H171ZM195 166V165H194ZM204 166V165H203ZM8 167V166H7ZM10 167H14V169H16V167H15V165H12V166H10ZM24 167V166H23ZM22 167V168H23ZM30 167V166H29ZM65 167V166H64ZM71 167H73L74 168V166H71ZM78 167V166H77ZM77 167H75L76 169H77ZM84 168H85V166H83ZM102 167V166H101ZM132 167H133V165H132ZM170 167V166H169ZM174 167V166H173ZM190 167V166H189ZM226 167H228V168H226ZM245 167V166H244ZM249 167H250V165H249ZM3 168V167H2ZM6 168V167H5ZM32 168V167H31ZM35 168V167H34ZM66 168H68L67 167V165H66ZM80 168H82L81 166H80ZM89 168H91V167H89ZM130 168H131V166H130ZM174 168H176V167H174ZM188 168V167H187ZM203 168V167H202ZM205 168V167H204ZM7 169V168H6ZM19 169V168H18ZM29 169V168H28ZM39 169V168H38ZM75 169V170H76ZM79 169V168H78ZM96 169V168H95ZM108 169H107V171H108ZM113 169V168H112ZM164 169H166V168H164ZM167 169H169V168H167ZM231 170L230 172L228 171V170ZM243 169V168H242ZM52 170V169H51ZM70 170V169H69ZM87 170V172H89V170H88V168L87 169H85V171ZM96 170H98V168L96 169ZM171 170H172V168H171ZM185 170H186V167H185ZM184 170V171H185ZM194 170V169H193ZM3 172H4V170H2ZM1 171V172H2ZM10 171V173H11V170H9ZM14 171V170H13ZM12 171V172H13ZM27 171V170H26ZM32 171V170H31ZM83 171V170H82ZM103 171V170H102ZM111 172H112V170H110ZM160 171V170H159ZM173 171H175V170H172V172ZM178 171H180V170H178ZM241 171V170H240ZM20 172V171H19ZM52 172V171H51ZM77 172V171H76ZM79 172V174L80 175H82V173H81V171H78ZM77 172V173H78ZM84 172V171H83ZM101 172V171H100ZM169 172H171L170 171V169L168 170V173ZM176 172V171H175ZM192 172V171H191ZM194 172V171H193ZM244 172V171H243ZM253 172V171H252ZM7 173V172H6ZM34 173V172H33ZM72 173V172H71ZM90 173H92V171L90 172ZM90 173H88V174H90ZM108 173V172H107ZM116 173H114V174H116ZM129 173V174H128ZM156 173V172H155ZM161 173H162V171H161ZM166 173H167V171H166ZM245 173V172H244ZM263 173V172H262ZM2 175H3V173H1ZM103 174H104V172H103ZM113 174V173H112ZM113 174V175H114ZM170 174V173H169ZM177 174V173H176ZM175 174V175H176ZM185 174H187V172H185ZM243 174V173H242ZM16 175H17V173H16ZM15 175V176H16ZM25 175V174H24ZM68 175V174H67ZM72 175V174H71ZM105 175V174H104ZM163 175V174H162ZM170 175H172V174H170ZM181 175V174H180ZM194 175V174H193ZM196 175V174H195ZM39 176V175H38ZM37 176V177H38ZM48 176V175H47ZM64 176V175H63ZM83 176H85V175H83ZM86 178H84V177H82V176H80L79 178H78V180H79V184H80V186H81V184H82V186H81V191H85V190H88L89 188H88V186L89 185H87L88 184V182H84V180L85 181H89V179L90 178H93V179H96V178H98V176H100L99 174H97V172H95V173H93V175L92 176H90L89 175V177H88V175L86 174ZM110 176H111V173H110ZM167 176V175H166ZM165 176V177H166ZM172 176H174V175H172ZM187 176V175H186ZM52 177H55V176H51V178ZM71 177V176H70ZM74 177H76V175H74ZM115 176H113L112 178H114ZM191 177V176H190ZM253 177V176H252ZM16 178V177H15ZM45 178V177H44ZM57 178V177H56ZM66 178V177H65ZM72 178V177H71ZM106 179L108 178V177H105ZM116 178H117V176H116ZM116 178H114V179H116ZM142 178V179H141ZM160 178H161V176H160ZM164 178V177H163ZM166 178H170V176L169 177H166ZM165 178V179H166ZM185 178H187L188 180H189V177H185ZM195 178H196V176H195ZM207 178V177H206ZM240 178V177H239ZM248 178V177H247ZM21 179V178H20ZM23 179V178H22ZM21 179V180H22ZM35 179V177L33 178V180ZM58 179V178H57ZM73 179V178H72ZM100 180L102 179V178H99ZM176 179V178H175ZM179 179H182V178H179ZM187 179H185V180H187ZM204 179H205V177H204ZM223 179V178H222ZM11 180H13V179H11ZM17 180V179H16ZM31 180H32V178H31ZM61 180V179H60ZM64 180V179H63ZM76 180V179H75ZM97 180V179H96ZM95 180V181H96ZM111 180V179H110ZM118 180V179H117ZM121 180V181H122ZM146 180V179H145ZM161 180H162V178H161ZM169 180V179H168ZM171 180H172V177H171ZM178 180V179H177ZM176 180V181H177ZM187 180V181H188ZM195 180V179H194ZM193 180V181H194ZM244 180H245V178H244ZM243 180V181H244ZM5 181V180H4ZM8 181V180H7ZM48 181V180H47ZM51 181V180H50ZM58 181V180H57ZM62 181V180H61ZM91 181V180H90ZM112 181V180H111ZM120 181V180H119ZM122 181V182H123ZM144 180H142V182H143ZM156 180H154L153 182H155ZM174 181V180H173ZM184 181V180H183ZM199 181V180H198ZM203 181V180H202ZM218 181V183H216ZM239 181V180H238ZM38 182V181H37ZM73 182V181H72ZM92 182H94V181H92ZM91 182V183H92ZM133 182V183H134ZM166 182V181H165ZM170 182V181H169ZM180 183H181V180L179 181ZM225 182H228V183H225ZM231 182V181H230ZM249 182V181H248ZM247 182V183H248ZM3 183V182H2ZM23 183V182H22ZM26 183V182H25ZM32 183H33V181H32ZM36 183V182H35ZM57 183V182H56ZM63 182H61V184H62ZM74 183V182H73ZM90 183V186L92 185ZM156 183V182H155ZM161 183H162V181H161ZM160 183V184H161ZM179 183V184H180ZM182 183H184V182H182ZM192 183H194V182H192ZM191 182H190V184H192ZM18 184H19V182H18ZM28 184V183H27ZM34 184V183H33ZM76 184V183H75ZM79 184H76V185H78V186H76V187H80L79 186ZM96 184H98L100 187V189L99 188H96V190L95 189H93L91 192H89V193H87V194H85L84 196L82 195V197H81V199L78 197V202H79V207L78 208H80L81 209V211L83 212L84 210L86 211L87 210V212H86V215H85V217H83V216H81L80 218H77L74 222V224H71L70 222L68 223V226H65V224L62 226V228L63 227H68L70 230H72V226L73 227H76V231H78V230H80V229H83V231L87 228L86 226H90V229H91V233H94V234H96L97 236H96V238H97V240H95L96 242H97V246H98V250H100V252H102V254H104L105 256H106V261H107V264H161V262L162 261H164V259L162 258V252H161V248L159 247V245H160V238H162V235L165 233L164 231H163V228H162V235H160L159 237V239H157L158 238V236H156L155 234L157 233V231L155 232V233H151L150 231H152V230H150V225L152 226H154V225H156L157 226V224H158V222H159V218H160V216H161V218H163L162 217V213H163V208L161 209V211H162V213L160 214V212H159V214H158V211H160V209L159 208H157V206L158 205H156V204H154L153 202H152V200L151 199H148V201L146 200V202H142V200H143V198H145V197H143V198H141V201H140V199L139 200H137L136 199V197H135V195H136V193H135V195H134V193L132 192V191H129V189H128V191L127 192H129L130 194H128V197H129V209H126L127 210V212L125 211V209L123 208V207H121V206H124V205H120L121 204V202H120V195H122L123 193H122V191H118L119 190V188L117 187L118 186V184H117V182H116V185L115 184H113V183H110V184H108V185H106L105 183H104V181H101V182H99V183H97L96 182ZM150 184H149V187H150ZM154 184V183H153ZM167 184V183H166ZM177 184V183H176ZM186 182H185V186H186ZM188 184H189V182H188ZM62 185H64V184H62ZM69 185H71V183L69 184ZM73 185V184H72ZM162 185V184H161ZM181 185V184H180ZM205 185V184H204ZM241 185V184H240ZM253 186H254V184H252ZM4 186H5V182H4ZM28 186V185H27ZM40 186V185H39ZM61 186V185H60ZM121 186H123V185H121ZM131 187H133L132 185H130ZM137 186V185H136ZM154 187H155V184L153 185ZM177 186V185H176ZM176 186H175V188H176ZM185 186H184V188L183 189H185ZM211 186V185H210ZM67 186L65 185V190L67 189L66 188ZM69 187V186H68ZM92 187V186H91ZM96 187H98L97 185H96ZM119 187H120V185H119ZM157 187V186H156ZM173 187V186H172ZM183 186L181 185V188H182ZM209 187V186H208ZM17 188V187H16ZM28 188H30V186L28 187ZM70 188V187H69ZM68 188V189H69ZM77 188V190H78V192H80V190ZM92 188H94V183H93V187ZM138 188V187H137ZM158 188V187H157ZM164 188H165V186H164ZM174 188V187H173ZM178 189H179V187H177ZM176 188V189H177ZM33 189H34V187H33ZM36 189V188H35ZM50 189H52V186L50 187ZM49 189V190H50ZM76 189V188H75ZM120 189H121V187H120ZM145 189V190H146ZM167 189V188H166ZM177 189V190H178ZM232 189V188H231ZM64 190V189H63ZM64 190V191H65ZM90 190V189H89ZM88 190V191H89ZM99 190H103V192L106 194V195H104L105 196V198H103L101 195V193H100V191ZM117 190V191H116ZM134 190V189H133ZM171 190H173V189H171ZM175 190V189H174ZM211 189H210V187H209V189H208V191H210ZM244 190V189H243ZM253 190V189H252ZM251 190V191H252ZM25 191V190H24ZM29 191V190H28ZM31 191V190H30ZM29 191V192H30ZM40 191V190H39ZM43 191V190H42ZM76 191V190H75ZM141 191V190H140ZM147 192L148 191H150L149 189L148 190H146ZM168 192H169V190H167ZM176 191V190H175ZM175 191H174V193H175ZM181 191V189L179 190V191H177V192H180ZM182 191H184V190H182ZM181 191V192H182ZM186 191V190H185ZM217 191H216V193H217ZM247 191V190H246ZM77 192V191H76ZM142 192V191H141ZM146 192V193H147ZM160 192V191H159ZM196 192V191H195ZM212 192H214V191H212ZM212 192H211V194H212ZM236 192H238V190L236 191ZM249 192V191H248ZM33 193V192H32ZM60 193H61V191H60ZM83 193V192H82ZM126 193V192H125ZM133 195H132V194ZM137 193H139V192H137ZM150 193V192H149ZM153 193V192H152ZM156 191H155V195H156ZM161 193V192H160ZM183 193V192H182ZM204 193V192H203ZM203 193H201L202 195H203ZM252 193V192H251ZM28 194V196H29V193H27ZM35 194H36V192H35ZM62 194V193H61ZM64 194V193H63ZM67 194V193H66ZM79 194V193H78ZM77 194V195H78ZM127 194V193H126ZM140 194V193H139ZM158 194V193H157ZM177 195H178V193H176ZM175 194V195H176ZM181 194V193H180ZM206 194V193H205ZM230 194V195H229ZM43 195V194H42ZM49 195V194H48ZM60 195V194H59ZM71 195V194H70ZM138 195V194H137ZM142 195V194H141ZM169 196L171 195L170 194V192H169V194H168ZM194 195V194H193ZM219 195H217L216 197H218ZM0 196H1V194H0ZM28 196H27V200L29 199L28 198ZM46 196V195H45ZM60 196H63V195H60ZM67 196H68V194H67ZM76 196V195H75ZM79 196H80V194H79ZM146 196V195H145ZM158 197H156V200L159 202H161L163 205H160L159 207H161V206H164V208L165 207H170V208H168V210H167V214L170 216V217H172V218H175L176 219V217H177V212L175 213L174 212V210L172 211V209H171V206H168V203H167V196H166V194L164 195L163 193H161L160 195H157ZM179 196V195H178ZM199 196V195H198ZM208 196H209V194H208ZM228 196H230V197H228ZM244 196V195H243ZM25 197V196H24ZM23 197V198H24ZM41 197V196H40ZM74 197V196H73ZM138 197V196H137ZM142 197V196H141ZM177 196H175V198H176ZM183 198V196H180L179 198ZM215 197V198H216ZM31 198V197H30ZM36 198H38L37 197V195H36ZM49 198H50V195H49ZM62 198V197H61ZM127 198V197H126ZM173 198V197H172ZM181 198V199H182ZM209 198V197H208ZM104 199H106V200H104ZM174 199V198H173ZM172 199V201H174V203H175V200H179V201H183V199L181 200V199H178V198H176V199H174L173 200ZM195 199V198H194ZM198 199V198H197ZM219 199H220V197H219ZM218 199V200H219ZM247 199V198H246ZM257 199V198H256ZM30 200V199H29ZM36 200V199H35ZM34 200V201H35ZM39 200H41V199H39ZM39 200H37V201H39ZM71 200V199H70ZM170 200V199H169ZM187 200V199H186ZM189 200V199H188ZM213 200V199H212ZM32 201V200H31ZM144 201H145V199H144ZM171 201V200H170ZM171 201V202H172ZM196 201V200H195ZM15 202V201H14ZM22 202H23V200H22ZM73 202V201H72ZM155 202V201H154ZM169 202V201H168ZM177 203H179L178 201H176ZM184 202V201H183ZM183 202H182V205L179 203V205H181L182 207L184 206V204H183ZM186 202V201H185ZM197 202V201H196ZM205 202H207V201H205ZM213 202V201H212ZM251 202V201H250ZM26 202H24V204H25ZM32 203V202H31ZM40 203V202H39ZM45 203V202H44ZM66 203V202H65ZM75 203H76V201H75ZM123 203V202H122ZM157 203V202H156ZM170 203V202H169ZM187 203H191V202H187ZM186 203V204H187ZM230 203V202H229ZM229 203H228V205H229ZM29 204V203H28ZM28 204H27V206H28ZM160 204V203H159ZM172 204V203H171ZM176 204V203H175ZM185 204V205H186ZM192 204V203H191ZM252 204V203H251ZM259 204V203H258ZM21 205V204H20ZM32 205V204H31ZM177 205V204H176ZM176 205H175V207H176ZM188 205V204H187ZM194 205V204H193ZM196 205V204H195ZM198 206L200 205V204H197ZM227 205V206H228ZM231 205V204H230ZM229 205V206H230ZM178 206V205H177ZM188 206H190V204L188 205ZM218 206V205H217ZM221 206V205H220ZM220 206H219V208H220ZM31 207V206H30ZM42 207V206H41ZM43 207H44V205H43ZM127 207V206H126ZM180 206H178L177 208H179ZM194 207V206H193ZM223 207H224V205H223ZM223 207H221V208H223ZM248 207V206H247ZM45 208V207H44ZM71 208H72V206H71ZM74 208H76V206L74 207ZM77 208V209H78ZM105 208H106V210H105ZM181 208V207H180ZM189 208V207H188ZM190 208H192L191 206H190ZM196 207H194V209H195ZM201 208V207H200ZM199 208V209H200ZM228 208V207H227ZM21 209H22V207H21ZM174 209V208H173ZM212 209V208H211ZM30 210V209H29ZM180 210V209H179ZM179 210H178V213H179ZM193 210V209H192ZM198 210V209H197ZM207 210V209H206ZM222 210V209H221ZM229 210V212L231 213V211L233 212V208L232 209H228ZM243 210V209H242ZM27 211V210H26ZM104 212L105 213V218H104V222H101V221H96V222H94L93 220L94 219H96L98 216H99V214L98 215H96L94 212ZM183 211V212H182ZM188 211H189V209H187V206H185V207H183V208H181V211L180 212H182V214L180 213V215H182L181 216V218H180V215H179V217H177L178 219L180 218V220H179V222H178V224H177V227L178 228H180V230L181 229H184L183 230V232L185 231V233H184V236H182V237H180V234H179V237L181 238V241L179 242V244L178 243H176L177 241L174 239L173 240V242L174 241H176V242H174L175 244L172 246L173 247V255H174V252H175V254L177 255V261H178V263L177 264H217L219 261V259L220 258H222L223 259V257H225V258H227V261H225V259H224V261H225V263L224 264H264V249H261V248H257L255 245H252V244H248V242H247V245L245 246V248H246V250H240L239 248H237V247H234L233 246V243H232V241L231 240H235V239H233V237H235L236 236V234L238 233V232H240L239 231V228H238V230H237V226L238 225H236V223L239 221V220H242V222H244L246 225H247V223H246V215H244V216H242V217H240L238 214H234V215H232V214H230L229 215V218L230 219H232L233 221H235V224L234 225H232V226H228V228H227V233H225L224 235H223V233H222V231L221 230H218L217 229V227L215 226V229H212L211 231L209 230L208 231V233H206L207 231H205V228H203L202 227V225L205 223V221H206V219H205V217L206 216H204V215H202V214H198V216L197 217H194V214H189V213H191V210H190V212L188 213ZM194 211V210H193ZM195 211H196V209H195ZM195 211H194V213H195ZM219 212V210L217 209L216 210V212ZM236 211V210H235ZM244 211V210H243ZM261 211H262V209H261ZM30 212L31 211H29V214H30ZM63 212H64V210H63ZM74 212V211H73ZM125 212H126V214H125ZM199 212V211H198ZM202 212V211H201ZM205 212V211H204ZM213 212H214V210H213ZM218 212H217V215H218ZM223 212V211H222ZM228 212V213H229ZM237 212V211H236ZM27 213H28V211H27ZM37 213V212H36ZM40 213H41V211H40ZM57 213V212H56ZM65 213V212H64ZM80 213V212H79ZM220 213V212H219ZM238 213H240V212H238ZM247 215H248V223L249 222H253L254 220H256V219H258L259 218V214L257 213V208H255V205L254 204H252L249 208H247ZM16 214V213H15ZM50 214V213H49ZM58 214H59V212H58ZM83 214V213H82ZM165 213H163V215H164ZM195 214H197V212L195 213ZM214 214L216 215V213L214 212ZM241 214V213H240ZM244 214V213H243ZM264 214V213H263ZM25 215V214H24ZM43 215V214H42ZM63 215H65V214H63ZM74 214H72V215H70V214H68L67 215V219H70V221L71 222H73V220H74V217L75 216H73ZM78 215V214H77ZM1 216V215H0ZM41 217V215H38V217ZM61 216V215H60ZM166 216V215H165ZM219 216V215H218ZM218 216H217V218H218ZM224 216V215H223ZM19 217V216H18ZM27 217H28V215H27ZM29 217H32V216H29ZM37 217V216H36ZM40 217H39V219H40ZM99 217H101V216H99ZM34 218V217H33ZM165 218V217H164ZM163 218V219H164ZM220 218V217H219ZM14 219V218H13ZM38 219V218H37ZM55 219V218H54ZM209 219V218H208ZM215 219V218H214ZM16 220V219H15ZM28 220H31V219H28ZM43 219H41V221H42ZM51 220V219H50ZM166 220V219H165ZM165 220H163V222L165 221ZM174 220V219H173ZM2 221V220H1ZM10 221V220H9ZM35 221H36V219H35ZM40 221V220H39ZM38 221V222H39ZM55 221V220H54ZM3 222H5V219H4V221ZM2 222V223H3ZM20 222H22V221H20ZM26 222H27V219H26ZM25 222V223H26ZM31 222H33V221H31ZM58 222V221H57ZM68 222V221H67ZM162 222V221H161ZM256 222V221H255ZM263 222V221H262ZM2 223H1V225L0 226H2V228H3V225H2ZM13 223V222H12ZM28 223H30V222H28ZM167 223V222H166ZM170 223V222H169ZM175 223V222H174ZM222 223H223V221H222ZM251 223H249V224H251ZM7 224H8V222H7ZM27 224V223H26ZM31 224V223H30ZM207 224V223H206ZM214 224V223H213ZM219 224H221V223H218V225ZM239 224V223H238ZM240 224H242V223H240ZM14 225V224H13ZM21 225V224H20ZM32 225V224H31ZM48 225H50V227H48V230H49V232H52L51 230H53L51 227V222H50V224H48ZM53 225V224H52ZM130 225H133L132 227H133V230H131V229H128V233H124L125 232V229L124 228H131V227H129ZM255 225V224H254ZM4 226H5V223H4ZM34 226H35V224H34ZM155 226V227H156ZM160 226H161V224H160ZM163 226H165L164 224H163ZM174 226V225H173ZM245 226V225H244ZM12 228H13V226H11ZM32 227V226H31ZM45 227V226H44ZM43 227V228H44ZM150 227V228H149ZM155 227H153V228H155ZM176 227V228H177ZM202 227V228H201ZM210 227V226H209ZM221 227V226H220ZM246 227V226H245ZM256 227L258 228H261V229H264V224L263 223H261V222H259L258 221V223L256 224ZM2 228H0V230L2 229ZM4 228H6V227H4ZM10 228V227H9ZM9 228H8V231H6L5 233H7V232H9ZM27 228V227H26ZM28 228H29V226H28ZM54 228V227H53ZM67 228V229H68ZM98 230H97V229ZM160 228V227H159ZM173 228V227H172ZM207 228V227H206ZM210 228H212V227H210ZM225 228V227H224ZM247 228V227H246ZM248 228H250V227H248ZM252 228V227H251ZM257 228H255V230H257ZM7 229V228H6ZM19 229V228H18ZM30 229V231H31V228H29ZM68 229V230H69ZM96 229V230H95ZM152 229V228H151ZM157 229H158V226H157ZM165 229H168V228H166L165 227ZM222 229V228H221ZM240 229H242V227L240 228ZM253 229V228H252ZM260 229V230H261ZM37 230H38V228H37ZM56 230V229H55ZM75 230V229H74ZM87 230V229H86ZM86 230L84 231V232H86ZM153 230H156V229H153ZM160 230V229H159ZM158 230V231H159ZM176 230V229H175ZM208 230V229H207ZM39 231V230H38ZM82 231V232H83ZM182 231V230H181ZM244 230H242V232H243ZM2 232H4V231H2ZM23 232V231H22ZM54 232V231H53ZM72 232V231H71ZM70 232V234L72 235V234H75V233H71ZM75 232V231H74ZM79 232V231H78ZM81 232V231H80ZM79 232V233H80ZM84 232H83V234H84ZM90 232V231H89ZM171 232V231H170ZM175 232V231H174ZM180 232V231H179ZM182 232V233H183ZM224 232H225V230H224ZM250 232V231H249ZM9 233H11V230H10V232ZM16 233V232H15ZM18 233H20V232H18ZM33 234H34V231L32 232ZM58 233H60V231L58 232ZM131 233V234H130ZM138 233H140V234H138ZM160 233V232H159ZM167 233V232H166ZM173 233V232H172ZM171 233V234H172ZM206 233V234H205ZM256 233V232H255ZM261 233V232H260ZM262 233H263V231H262ZM2 234V233H1ZM17 234V233H16ZM33 234H31V237H32V235ZM51 234V233H50ZM86 234V233H85ZM85 234L83 235L84 237H85ZM175 234V233H174ZM241 234V233H240ZM243 234V233H242ZM10 235V234H9ZM79 235V234H78ZM130 235H133L132 237L130 236ZM182 235V234H181ZM239 235V234H238ZM238 235H237V237H238ZM41 236V235H40ZM76 236V235H75ZM83 236H81V237H83ZM91 237H93L92 236V234L90 235ZM164 236V235H163ZM174 236V238H177V235L175 236V235H173ZM240 236V235H239ZM245 236V235H244ZM262 236H264V234L262 235ZM29 237V236H28ZM34 237H36V236H34ZM43 237H45V235L43 236ZM55 237V236H54ZM166 237V236H165ZM253 237V236H252ZM67 238H69L68 236H67ZM74 238V237H73ZM164 238V237H163ZM162 238V239H163ZM166 238H168V237H166ZM169 238H171V237H169ZM168 238V239H169ZM240 238H241V236H240ZM240 238H239V240H240ZM11 239V238H10ZM75 239V238H74ZM85 240H86V238H84ZM84 239H81V238H79V239H77V240H79V242H80V245H83L84 244V242H83V240ZM165 239V238H164ZM167 239V240H168ZM173 239V238H172ZM12 240V239H11ZM15 240V239H14ZM17 240V239H16ZM15 240V241H16ZM37 240H38V238H37ZM42 240H43V238H42ZM47 240V239H46ZM70 240V239H69ZM69 240H67V241H69ZM88 240V239H87ZM91 240H92V238H91ZM166 240V239H165ZM167 240H166V242H167ZM171 240V239H170ZM178 240V239H177ZM238 239H237V241H239ZM247 240V239H246ZM15 241H13V243L15 242ZM18 241V240H17ZM23 241V240H22ZM21 241V242H22ZM52 241V240H51ZM59 241V240H58ZM66 241V244H65V242H62V243H64L65 244V246L68 244V242ZM132 241H134L135 242V245H133L134 247H136V249L140 252V254H141V256L139 255V257H141V258H139L138 257V255H136V253H135V251L136 250H134V248H133V246L131 245V242ZM241 241V240H240ZM1 242H2V240H1ZM8 243H9V241H7ZM27 242V241H26ZM36 242H38V241H36ZM35 242V243H36ZM89 242V241H88ZM165 242V243H166ZM170 242V241H169ZM172 242V241H171ZM11 243V242H10ZM33 243H34V241L31 243L32 244V247H33ZM39 243V242H38ZM46 243V242H45ZM58 243V242H57ZM70 243H71V241H70ZM85 243H86V241H85ZM165 243H163V244H165ZM3 244V243H2ZM12 244V243H11ZM49 244V243H48ZM50 244H52V243H50ZM87 244V243H86ZM94 243H92V245H93ZM133 244V243H132ZM169 244V243H168ZM240 244H242V243H240ZM21 245V244H20ZM30 245V244H29ZM57 245V244H56ZM10 246V245H9ZM18 246V245H17ZM44 246V245H43ZM63 246V245H62ZM68 246H69V244H68ZM75 246V245H74ZM96 246V247H97ZM166 246V245H165ZM169 246V245H168ZM167 246V247H168ZM236 246V245H235ZM14 247V246H13ZM39 247V246H38ZM87 247V246H86ZM85 247V248H86ZM91 247V245L89 244V248ZM161 247H163L162 245H161ZM244 247V246H243ZM261 247V246H260ZM21 248V247H20ZM29 248H31V247H29ZM36 248V247H35ZM44 248V247H43ZM158 248H160L159 250H158ZM50 249V248H49ZM70 249V248H69ZM80 249V248H79ZM18 250H19V248H18ZM35 250H37V249H35ZM86 251H87V249H85ZM91 250V249H90ZM94 250V249H93ZM171 250V249H170ZM169 250V251H170ZM16 251V250H15ZM20 251H23V250H19L18 252L21 254L22 252H20ZM42 251V250H41ZM43 251H45V249L43 250ZM42 251V252H43ZM61 251V250H60ZM71 251H72V249H71ZM79 251V250H78ZM92 251V250H91ZM91 251H90V253H91ZM95 251H96V249H95ZM32 252V251H31ZM35 252V251H34ZM33 252V253H34ZM46 252H47V249H46ZM51 252V251H50ZM50 252H48V253H50ZM54 252V251H53ZM88 252V251H87ZM160 252H161V254H160ZM168 252V251H167ZM166 252V253H167ZM3 253H5V252H3ZM8 253V252H7ZM7 253H5L6 255H7ZM15 253V252H14ZM52 253V252H51ZM61 253V252H60ZM66 253V252H65ZM166 253H163L164 255L166 254ZM171 253V252H170ZM4 254V255H5ZM81 254V253H80ZM94 254V253H93ZM99 254V253H98ZM101 254V253H100ZM12 255V254H11ZM23 255H24V251H23ZM37 255V254H36ZM40 255V254H39ZM44 255V254H43ZM47 255V254H46ZM48 255H50V254H48ZM144 256V258H143V256ZM167 255H169V254H167ZM51 256V255H50ZM54 256H55V253H54ZM82 256H84V255H82ZM89 256V255H88ZM101 256V255H100ZM37 257V256H36ZM85 257V256H84ZM174 258L176 257V256H173ZM5 258V257H4ZM45 258V257H44ZM52 258H53V255H52ZM52 258H51V260H52ZM76 258V257H75ZM87 258V257H86ZM99 258V257H98ZM166 258H167V256H166ZM8 260H10L9 258H7ZM16 259V258H15ZM42 258L41 257H37V259H35V260H33V259H31V260H33L34 261V263H32V264H35L37 261H39V260H41ZM65 259V258H64ZM88 259V258H87ZM105 259V258H104ZM161 259H162V261H161ZM3 260V259H2ZM30 260V259H29ZM97 260V259H96ZM101 260H102V258H101ZM221 260V259H220ZM1 261V260H0ZM48 261H50V260H48ZM47 261V262H48ZM57 261H58V259H57ZM72 261V260H71ZM85 261V260H84ZM92 261V260H91ZM99 261V260H98ZM176 261V260H175ZM175 261H174V263H175ZM5 262V261H4ZM8 262V261H7ZM15 262V261H14ZM51 262V261H50ZM53 262V261H52ZM66 262V261H65ZM69 262V261H68ZM97 262V261H96ZM70 263V262H69ZM73 263V262H72ZM93 263V262H92ZM98 263V262H97ZM96 263V264H97ZM222 263V262H221ZM1 264H2V262H1ZM6 264V263H5ZM20 264V263H19ZM54 264V263H53ZM59 264V263H58ZM82 264V263H81ZM94 264V263H93ZM166 264V263H165ZM176 264V263H175Z\"/></svg>",
	"mask_w": 264,
	"mask_h": 264
}]
</instances>
